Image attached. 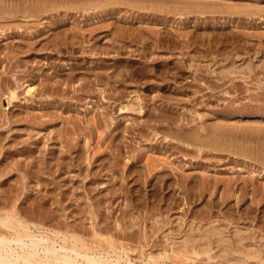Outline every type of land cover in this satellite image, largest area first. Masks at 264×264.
I'll list each match as a JSON object with an SVG mask.
<instances>
[{
	"label": "rangeland",
	"instance_id": "374dc122",
	"mask_svg": "<svg viewBox=\"0 0 264 264\" xmlns=\"http://www.w3.org/2000/svg\"><path fill=\"white\" fill-rule=\"evenodd\" d=\"M188 1L191 2L190 0H188ZM194 1L196 3H200L199 4L200 6L197 4L196 5L193 4L194 7L191 8L192 10L190 9L187 13H182L180 15L179 14H174V15L168 14V15H166L163 13L162 14L161 13H152L149 11L145 12V10L143 12L140 11V14H139V12L137 10H135L136 11L135 12L134 9H131L129 7H127L128 10H126L125 7L122 6L123 7L122 10L120 7H117L118 8L117 11H116L117 8L116 9L114 8L113 12H115V13L112 12V10H113L112 9L110 12H108V13L106 12L107 14L104 13L103 17H100L102 15L100 12H98V10H96L97 11L96 13L91 11L88 14H87V12H85V14H80L82 12L77 13L76 11H74L75 13L74 12H72V13L67 12L68 14L71 13L72 16L76 18L77 21L72 16H70L71 14H69V18L71 17V19H73L75 22L71 19L69 20L68 15H66L67 17L64 16L63 15L64 13L67 14L64 11L62 13L60 12L62 14L63 18L61 17V14L58 12L57 13L56 12H47V13L46 12H40V13H37L36 19L33 17V22L31 20V18H30L31 22H28L29 21L28 19L23 18L24 23L26 20H28L25 23V25L26 24L28 25L27 26L28 28L24 27V25H23L24 23H22V21L18 18V17H20L19 15L18 16L15 15L14 17H11V16L6 17L7 18L6 20L9 19V22L7 21L9 24L12 23L13 25H15L17 27H13V25L11 24L13 27L12 28L9 24H6L5 19L0 20L2 25L5 22L4 26L2 28L0 27V44H2V45H0L1 46L0 52L2 50H4L6 52V54L4 51H3V54H2V52L0 53L1 54L0 55V58H1V60H0V195L3 196L5 191H6V193L9 191L8 195L5 193L4 194L5 197H2V196L0 197V204H1L0 207L4 205L3 204L4 202L6 204H8V205H5L6 208H4L5 206L0 208V209L3 208L1 211V214L4 213L3 212L4 209H6L5 212L10 211V209H11V211H13L12 210V207H13L15 210L14 212L19 216L21 215L22 218L27 216L25 214V212H29L28 215H30V216H27L26 218L31 217L33 215V218H30V219L31 220L34 219L33 220L34 222H32V221H30V219H26V218L21 220V222L23 221L25 223V221H26V224L28 223L27 224L28 226H32L33 223L37 224V225H39L41 223V227H43V228L48 227V226H46V223H48L49 228H46V229L47 230L49 229L48 230L49 232L56 231L59 233V231H60L65 236V238H66L65 243L67 245L71 246L73 241H75V245L78 246V248L83 249V250H86V249L89 250V248L94 247L92 243L95 242L96 244L95 243L94 244L97 247V243H98V245H99V243H100V245L103 244V243H101V241H102V242H104L103 246H100V245L98 246L102 249H109L108 246H110V243H112L110 246V249L112 248V245H113V248L116 247V249H118L117 247H119V251L126 252V253H128L130 251L131 253L130 254L128 253L129 255H135L136 254V256L139 254V252L141 250L140 248L143 249L144 247L145 248L151 247V245H152V247H154L155 249L156 248L158 249V248H160V246L162 247L165 244V242H164L165 240H163V239H165L164 236H163V238H161L162 235H164V234H161V236L158 235L157 237L152 238V240L150 239L149 236H147V238L150 241L146 238V236L143 235V230L145 229V227L150 226L152 228V224H151L152 220L154 218H156L155 216H159L157 214V212H159V214H161L160 216L162 219H160L159 217H157V218H159L161 221H163V219L165 218L163 222L168 221L166 223H168V224L172 223V224H170V226L172 225L173 228H175V230H177L176 227H177L178 223L179 224L181 223V225L184 228V227H186V225L189 226V222L190 223L193 222L194 223V224L192 223L193 225H196V224L198 225V222L201 221V222H199V225H200L204 220L209 218L208 220L205 221L207 223L203 222L202 225H207L208 221H210V219H212L214 223L211 220L209 223L210 225L220 226V224H221L222 226H220V227H224V228H226V227L228 228L229 226H231V227H229L228 230H230V229L233 230L234 229L233 227L236 228V226L238 224V227H240V228L237 227L238 229H240V230L244 229L245 231L248 232V234L246 232H243V233H245V235L250 236V234L252 233L250 238L254 237V240H255V238H257V237H259V238L262 236L264 237V228H263L264 227V164L254 161L258 158H261L259 156V155H261L260 153H259V155H257L258 154L257 152L259 151V149H257V148L260 147L261 145H264V133H263L264 132V130H263L264 129V112H263L264 111L263 110L264 109V107H263L264 106V102H263L264 101V81H263L264 80V72H263L264 71V65H263V62H264L263 61L264 60V0H204V2H203V0H201L202 2H200V0H197V1L194 0ZM194 1L192 0V2H194ZM207 2H208V4H207ZM201 6H204V7H201ZM208 6H210V7H208ZM218 8H221V9L218 10ZM234 8H235V10H234ZM119 11H120V13H119ZM125 11H127V12H125ZM202 11H203V14H202ZM219 11H220V13H219ZM116 12H117V14H116ZM123 12H124V14H122ZM133 12H134V18H132ZM207 12H208V15H207ZM43 13L44 14L46 13V14L44 15ZM49 13H54V14L56 13V14L55 15H51V14L49 15ZM92 13H94L96 16H98V19H95L97 17L95 15H93ZM111 13H112V15H111ZM126 13H127V16H126ZM58 14H60L59 15L60 17L58 16ZM73 14H75V15H73ZM89 14L92 15V17ZM128 14H130L132 16L130 17V15L128 16ZM141 14H142V17H141ZM41 15L45 16V17H43V18H45V20H43V18L40 17ZM164 15H165V17H164ZM54 16H57L59 21L56 20L57 17L55 18ZM84 16L86 17V19ZM137 16L141 19L139 20V18ZM37 17L42 18V19H39ZM64 17H65V20H63ZM105 17H108L109 20H108V18H105ZM116 17H118L119 19L118 18L116 19ZM124 17L125 18L127 17L128 20H130V21L128 22L127 19L125 20ZM12 18H14L15 22L16 21L18 22V23L16 22L17 24H20L19 26L21 28L18 27V25L15 24V22H13L14 20H12ZM20 18L22 19V17H20ZM92 18H94L93 21H91ZM112 18H114L113 20H116V22L114 21L115 25L113 23H110V22H113ZM121 18H123V19H121ZM79 19H80V21H79ZM88 19L89 20L91 19V20L89 21ZM102 19H105L106 22L104 21V23H102L105 26L103 25L101 28L100 26L102 25L101 24ZM206 19H208V20H206ZM2 20H3V22H2ZM19 20H20V23H19ZM40 20H42L43 22ZM54 20H56L58 23L55 24L56 21H54ZM94 20H95V22H94ZM123 20H124V22H123ZM10 21H11V23H10ZM37 21L38 22L40 21L41 24H39L40 22L38 23ZM64 21H65V23H64ZM68 21H70V22L73 21V22L70 23ZM84 21H86L85 22L86 24L84 23ZM96 21H98L101 25L99 23H97ZM46 22H47V24H46ZM48 22L49 23L53 22L54 25H53V23L49 25ZM226 22H228V23L226 24ZM233 22H235V23H233ZM31 23L33 25H31ZM69 23H70V25H69ZM92 23L93 24L96 23V25L95 24L93 25ZM71 24H73L75 26L74 30H73L74 26ZM88 24H89V26L91 24L94 27L93 29H95L94 31L91 32L94 36V39L92 38L93 36L91 35L90 30H89V29L93 30L91 28L92 26H90V28H88L89 27ZM121 24L122 25L124 24L123 27H120L121 31L124 30L123 32H121L124 34V37L119 36V38H118V37H116L117 36L116 34L118 32L120 33L119 26ZM8 25L10 26V28ZM22 25H23V27H22ZM45 25L48 26L49 28L47 27V29H46ZM51 25H53L52 28H54V29L59 28V31H61V32H63V30L65 31L64 26L67 25L65 27L68 28L69 33H73V31L75 32V29H76L75 33L81 34V32H82V34H83V32H85L84 33L85 35H86V33L87 34L90 33L91 36L86 35L87 40L81 39L80 37L74 38L75 42H77V43L79 42L78 43L79 45H78L73 41V37L71 38V36H70L68 38L66 35H64L65 32L61 33L58 36H55V35H57V33H54L52 31L54 29H52L50 27ZM79 25H81V27H79ZM113 25H114V27H112ZM130 25H132V26H130ZM142 25H143V27H142ZM154 25H156V26H154ZM55 26H57V27H55ZM58 26H62L63 27L62 30ZM71 26H73V27H71ZM95 26H97V28ZM70 27H71V29H70ZM124 28H126V30ZM133 28H135V29H133ZM49 29H52V30L50 31ZM86 29H88V30L86 31ZM99 29H101V31ZM103 29H105V31L106 30L107 31L105 32ZM108 29L110 30V32H108L109 31ZM146 29H147V31H146ZM150 29H153L154 31H151ZM13 30H15L16 32ZM48 30L52 34L53 33L55 34V35H53V38H52V34H50ZM79 30H80V32H79ZM115 30L117 31V33L115 32ZM130 30H131V33H130ZM134 30L135 31L138 30L137 32L140 34L139 37L142 40L136 39V38H138V36H137L138 33L134 32ZM40 31L45 33V35L47 34V36L49 34V36L51 37L50 38L48 36L49 42L47 43V48L50 49L51 51L48 52V49H47V51H46V49H45V51L43 49H41L40 50L41 52L38 51V53H37V51H33V52L29 51V53H26L25 55L22 53L23 56L19 55L16 59L13 57L11 58L12 55L9 54L10 53V52H8L9 50L5 49L7 47V45H8V47H10L15 43L16 44L15 46L18 47L19 46L18 43L22 42L19 44L21 45V48H23L28 42H30V43L36 42V40L39 36H41L40 38L44 42L41 41L40 39H38L39 42H38V40H37V42L38 43L42 42L43 44H46L45 40H48V39L46 37L44 38V34ZM125 31L129 35H127ZM160 31H163V32H160ZM247 31H249V32H247ZM18 32H20V33L23 32L24 34L23 33L18 34ZM94 32L96 33V35H94ZM132 32L134 33L135 36H133ZM38 33H40V34H38ZM103 33H104V35H102ZM119 33H118V35H120ZM136 33H137V35H136ZM172 33H174V34H172ZM12 34L14 36H12ZM15 34L17 35V37ZM123 34H121V35H123ZM5 35H10L11 37L6 36L8 38L7 39L5 37ZM105 35H107V36H105ZM113 35H115L116 42H115V39L113 38ZM210 35L212 37H210ZM224 35H226L225 38H224ZM20 36L23 38L25 37L24 38L25 41L21 40L23 38H21ZM29 36L30 37L34 36V38H31L32 40L30 39L31 41L30 40L28 41ZM42 36H43V38H42ZM60 36H61V38H60ZM103 36L106 37V40H108V41H106V40L104 41ZM142 36H143V38H142ZM168 36H169V38H168ZM64 37L66 40L64 39ZM158 37L161 38V41H162L161 43H159L157 41ZM218 37H220V38H218ZM78 38H79V40H78ZM89 38H92V39L89 40ZM95 38L98 41H96ZM112 38L114 39V41ZM120 38H123V40H121ZM167 38L170 40H167ZM13 39H15V41H13ZM58 39H59L58 43H60V44H59V46L58 45L56 46V44L54 45L53 41L54 40L57 41ZM119 39L121 40V43L123 45L120 43ZM7 40H8V43L10 45L7 43ZM18 40H21V41H18ZM33 40H35V41H33ZM64 40L66 41V43L63 42ZM82 40H83V43H82ZM94 40L101 47L106 46L107 42H108L107 44H109L110 42L111 43L112 42L117 43V41L119 40L118 41L119 43H117V44H120L123 47H125V48L122 47V49L120 50L121 52L119 51L122 54V56L120 53L117 54V53H114L113 51L110 53L111 55L107 54V55H105V57H104V55L103 56L102 55L96 56V54L94 55V53L93 54L90 53L89 52V46L93 42H94L93 44H95ZM109 40H110V42H109ZM166 40L170 43V45H169V43L167 44L168 49L166 47V43H167ZM11 41L14 43H12ZM23 41H24L25 45H24ZM88 41L91 43L89 44ZM122 41H124L126 43L128 42L127 44H129V46ZM5 42L7 43V45H4ZM16 42H18V43H16ZM85 42H86V45H85ZM140 42H142V43H140ZM154 43L156 44V46L158 43L157 48H155L156 46H154ZM82 44H84V45H82ZM103 44H105V45L103 46ZM142 44L144 45V47ZM3 45L6 47H4ZM2 46H3V48H2ZM39 46H38V48H41ZM126 46H128V48ZM147 46L149 48H147ZM58 47H59V49H58ZM159 47H160V49H159ZM67 48H70L69 51H67L68 50ZM75 48H76V50L74 52ZM77 48H78V50H77ZM175 48H177V49H175ZM54 49H55V51L52 52V50H54ZM153 49H154V51H153ZM70 50H71V53H69ZM80 50H82V53ZM132 50H134V51H132ZM61 51L64 52L65 54L63 53L64 55H62ZM85 51H87V52H85ZM212 51H214V52H212ZM56 52H59V53H56ZM114 54H117V57ZM36 55L38 57H36ZM118 57H119V60H118ZM124 58L126 60H128V63ZM191 58H192V60L194 58V60L193 61L190 60ZM252 58L255 61L252 60ZM11 60H12V62H11ZM16 60H18V61H16ZM117 60L121 62V63L119 62L121 64V70H119L120 64L118 63ZM232 60H233V65H236V63L234 61L237 62V67L241 66V64H244V66L245 65L247 66L249 64V62L247 64V61H250V65H251L252 69L254 68L253 66L256 67L258 65L259 67H256L257 69L254 68L255 70H253L254 72H252V74H251L252 76L250 74H249L250 75L249 76L248 73H246V74L245 73H241V74L240 73H233L232 71H235V69L233 70V68L230 67V65L233 66ZM129 61H131V64L129 63ZM260 61H263L262 64ZM114 62H116V63L113 64ZM56 63H57V66L59 68H57V67H55V68H57L58 71L61 68L60 76L63 75V78L66 77L65 76L66 73L67 74L73 73V66L74 65L82 66L83 68L85 66H87V67H85L86 71L92 70L91 71L92 73H93V69H91V68H94V66L99 67V65H103L100 67L103 68V70L105 72H102V69H101V71L98 70L99 71L98 74L99 73L103 74L105 77L101 81L106 79V74L108 75V72L110 71L109 73L113 74V80H111V83L113 81L112 85H114V83L117 81L116 85H119V87L118 86L116 87V85H115L114 88H110L112 85L111 86L107 85L106 84L107 82H105L107 80H105L103 82L100 81V83H99L96 81V79L93 80V77L95 78V76L92 74V76H91L92 80L89 79V81L91 80V83H88L90 85L92 84L91 85L92 88L89 86L92 89V90L89 89L90 90L89 93H91V94H89L87 91H86L87 94L82 93V92H73L74 91L73 87L72 88L70 87L71 89H69L67 86L64 85L63 89H65L67 87V89H69L68 90L69 92L65 91L64 95H62V96L60 94L59 96H61V97H58L57 95H54V94L50 93L49 91L45 92L42 95H39V93L37 92L38 90H40V89H38L39 84L42 83V81L44 82V78H45L44 75H41V73L48 75L50 72V74H51V72L52 71L54 72V70H52L51 68L49 69V67L51 66V64H52L51 67L56 66ZM126 63H127V65H126ZM112 64L114 65V68H113ZM17 65H20V66H17ZM109 65H110V67H112L113 70L111 68H109ZM122 65L123 66L125 65V66L122 67ZM261 65H263V66H261ZM105 66H107V67H105ZM127 66H128V68H127ZM244 66H241V67H244ZM71 67H72V69H71ZM115 67L117 69L116 71H115ZM229 67H230V69L232 68L231 69L232 71L227 70V68H229ZM85 68L83 69V71H76V74H79L78 72L86 73V72H84ZM107 68L109 70L108 72H107ZM122 68L125 70H123ZM223 68H225V70ZM39 69H41V70H39ZM126 69H128V70H126ZM138 69L141 71L143 70L142 71L143 74H142V72L137 71ZM118 70L121 72H118ZM135 70L138 72V74H136L137 72ZM38 71H40V72H38ZM47 71H49V72L46 73ZM122 71H123V74H122ZM130 71L135 76L133 75V77H132V74ZM229 71H231L230 74L226 73ZM95 72H97V70H95ZM161 72H163V73H161ZM63 73H65V75ZM120 73L123 76L120 77V79H119L118 76ZM144 73H145V75H144ZM147 73H148V75H147ZM233 74H235V75L233 76ZM236 74H240V75H236ZM114 75L116 76V78ZM125 75H127V76L129 75L128 78H126L127 76H125ZM137 75H138V77H137ZM159 75H160V77H159ZM193 75H195L194 78H193ZM41 76H43V77H41ZM245 76H246V78H243ZM238 77H240V78H238ZM39 78H41V79H39ZM63 78L58 77L55 79L56 80L57 79L62 80ZM147 78L151 79V80H148ZM168 78H169V80H168ZM35 79H37V80H35ZM38 79H39V81L40 80L41 81L39 82ZM123 79H126V80H123ZM165 79H167V80H165ZM32 80L36 83V84L34 83L35 87H37V84H38V88L35 89L37 91L33 93L34 95L33 94H27V91H28L27 87H29L32 84V82H33ZM87 80H85L83 82L85 83ZM30 81H32V82L30 83ZM83 82H78V83H75L74 85L76 86V88H80V86ZM27 83L29 85H27ZM102 83H104V84H102ZM119 83H121V84H119ZM50 84H52V83H50ZM124 84L127 86H125ZM187 84H189V86ZM218 84H220V85H218ZM212 85H214V86L212 87ZM13 86H15V87H13ZM215 86H217V87H215ZM121 88H123V89H121ZM176 88H177V90H176ZM67 89H65V90H67ZM166 89H167V91H166ZM14 90H15V92H17L16 93L17 96H15L16 99L15 98L10 99V97H11L10 92H12ZM8 91H10V92L8 93ZM258 91H261V92L258 93ZM117 92H119V93L121 92V94L123 95V96H121V98L120 97L118 98V101L116 98V96H119V95H116ZM163 92L166 95L163 94ZM178 92H180V93L178 94ZM197 92H200L202 95L200 93L196 94ZM109 93H111L113 95H110ZM114 93L116 96L114 95ZM119 93H117V94H119ZM159 94H161L162 98L164 95L163 100H162V98L160 99ZM172 94L174 96L178 95L177 97H180L179 99L182 101V104L180 103L181 101L180 102L178 101V99H176L177 102L174 99L173 102H175L176 104L173 102L172 103L170 102L172 105L167 106V104H168L167 100H169L170 98H171V101L173 100ZM182 94H183V96H179ZM109 95L112 97H110ZM137 95L144 98V99L142 98L144 100L143 103H145L147 101V99H150L147 101L148 104L147 103H145L146 105L144 104L145 108L142 109L143 110L142 112H139L136 109V107H131L132 103L136 102V100L138 98ZM167 95H168L167 98H169V96H171V97L169 99H167L165 97ZM256 95H257V97H256ZM146 96H147V98L145 99ZM154 96H155V98H154ZM203 96H205V97H203ZM212 96H214V97H212ZM250 96H251V98H250ZM177 97H175V98H177ZM182 97H184L183 100H185V98H189V99H187V101L186 100L183 101L181 99ZM151 98L157 99L156 102H154L155 100L153 99V102L151 103L150 102V101H152ZM190 98H192V101L190 100ZM164 99H167V100H164ZM259 99H261V100H259ZM188 100H190L189 104L186 105V103H188ZM193 100L194 101L197 100V101H195V103L192 104L194 102ZM11 101H12V103H11ZM201 101L202 102L205 101L206 103H209V106H208V104L205 105L206 103L205 102L202 103ZM91 102L93 105H94V103L96 105L93 106L91 104ZM178 102L181 104L180 107H178V105H180ZM183 102H184V104H183ZM197 102L199 104H197ZM235 102H237V103H235ZM255 102H257V103H255ZM261 102H263V103H261ZM200 103H201V106H200ZM213 103H214V106L218 105L219 107H221L223 105L221 108L216 106L217 111H221L222 108L226 107V109L224 108L226 110V113L224 112L225 110L223 109L224 111L222 113H219L217 111L214 112L217 115L219 114L218 117H216L217 115L214 113L212 116L211 112H213L215 110L214 109L213 111L210 112V114H207V113H209L208 112L209 110H212L214 108V107L212 108ZM254 103H255V105H254ZM162 104H164V105L162 106ZM173 104L177 107H174ZM182 105H183V107H182ZM184 105H185V107L186 106L187 107L185 108ZM237 105H239V106H237ZM169 106H170V108H171V106H173L172 109H170V111H169V109H167V107H169ZM189 106L191 107L192 111H193V109L196 110L197 115L200 116V117L198 116L199 118L196 116L195 111H193V112H195V114L193 112H191V113L188 112L190 110ZM192 106H193V109H192ZM196 106L198 109H195ZM206 106H208L207 107L208 109L206 108ZM247 106H249V107H247ZM199 107H200V110H199ZM227 107L229 109L230 108L232 109V107H233V109L230 111V110H228ZM234 107H235L236 111H235ZM250 107H251V109H253L255 107L253 109L254 112H258V110L261 111V113H263V116L260 118L256 117V116H252V117H254V118H252L249 115L252 112V111H250L251 110ZM134 108L136 110H134ZM175 108H176V110H175ZM177 108L178 109L183 108V111H182V109L179 111ZM204 108H205V110H204ZM128 109H131V110H128ZM206 109H207V111H206ZM238 109L240 110V114H239ZM243 109L244 110L247 109V111L250 113H247V111H244ZM149 110H151V112ZM242 110L244 112H242ZM145 111H146V113H147V111H149V112L145 115ZM185 111H186V113H184ZM199 111L202 112V114H204V116ZM232 111H234V112L238 111L237 112L238 114L234 113ZM43 112H46V113L50 112L51 117L50 116H43L42 115ZM150 113H151V115H153V117L151 115H148ZM180 113H181V115H180ZM182 113H183V115H182ZM229 113H231V115ZM20 114H21V116L23 115L24 118L26 117L25 120H27V124H25V120H22L23 118H21ZM17 115L20 116V119H19V116L17 117ZM28 115H30L31 117L33 116V117L30 119V116H28ZM60 115H61V117H60ZM154 115H155V117H154ZM209 115L211 117H216L218 119L211 118ZM214 115H216V116H214ZM224 115H226V116L224 117ZM35 116L37 118H41V119H37ZM56 116L58 118H61V119H58ZM91 116H92V118H91ZM148 116H150L151 118ZM181 116H183V117L186 116L187 120L184 117L185 118V121H184V118H182ZM202 116L205 117V119L203 120L205 122V124L201 123L202 121L200 122L201 118H203ZM232 116H234V117H232ZM69 117H70V119H69ZM180 117H181V119H180ZM195 117H197V118H195ZM219 117L221 119L222 118L223 119L221 120ZM230 117L233 120L237 119V121L239 119L238 122H240V123H238L236 120L233 121ZM88 118H89V120H91L93 118H94V120H99V121H96V122H99V124L95 125V124H97L95 122L94 123L95 128H94V126H92L93 124L86 122V121H89ZM188 118H190V119L194 118V119L190 120ZM224 118L226 120L227 119L228 120L226 121ZM241 118H243V119L241 120ZM246 118L248 121L245 120ZM64 119H66V122ZM67 119L69 120V122H67L68 121ZM81 119H82V121H81ZM147 119H149V120H147ZM153 119H154V121H153ZM209 119H211V120H209ZM253 119H255V121ZM16 120L20 123H18ZM33 120L36 121V124L33 125L35 127H32V124H34L33 122H32V124L30 123ZM38 120L46 121L45 122L46 126L43 125V128H42V126L39 127L37 125V123L39 122ZM49 120L50 121L52 120L54 124L52 122H50ZM61 120H64V121L62 122ZM188 120H189V122L191 121L190 123H192V125L188 122ZM250 120H251V122H250ZM14 121L17 124H15V123L12 124ZM28 121H30L29 123L31 126L29 125ZM83 121H85V122H83ZM214 121L217 123L220 121L222 124L223 123L224 124L226 123L229 125L231 124L232 126L234 124L235 129H229L228 128L229 131H227V128H226L225 132H223L224 138H225V136H227V134H228L227 137H229V139H230V136L233 137L235 135V138L233 137V139L236 141L235 142L232 141V142L236 144V148L239 149V151H241V154H239L240 152L235 148V144H234V147L230 148V150L232 151V149L234 148L233 151L236 149L239 153L234 152L235 153L234 156L232 154L230 155L229 152H223V154H222V152H219V151L217 152L215 150L213 151L207 147H203V148H206L203 150V149H201L200 145H199L200 146L199 147L196 144L199 148L194 146L195 145L194 143H191V146L188 143V144H186L187 148L185 147L184 141H185V139H187L185 132L189 131L187 129L191 128L190 130H192L193 129L192 127H195L193 125H196V127L198 126V129L202 130L200 128L202 126H199V125L204 124L205 126L206 125L209 126L208 124L215 123ZM252 121H254V122H252ZM185 122L187 124H185ZM207 122H210V123H207ZM50 123H51V125H49ZM73 124H78L79 128L81 129V132L83 133V136L81 135L77 141V143L80 144V146H78V144L76 145L78 147V148H76V150L77 149H79V150H77L78 152L76 150H74V151H76L74 153L71 151H67V150H69V148H63V146L65 147V145H66V143L64 145H63V143L66 141L63 142V141H60L61 139H59V138H61V136H59V135H62L66 131L67 128H72ZM183 124H185L184 127H183ZM188 124H189V126L191 125V127H189ZM240 124L241 125L245 124V125H243L244 126L243 127ZM116 125L118 127L115 128ZM36 126H38V127H36ZM54 126H56V127H54ZM89 126H90V128H88ZM50 127H52V128H50ZM186 127H188V128H186ZM196 127L194 129H197ZM57 128H58V130H60L59 133H58ZM61 128H62V131H61ZM146 128H148V129H146ZM153 128L156 131V133L158 131V134H157L158 136L156 135L155 131L153 132V130H152ZM178 128H180V129H178ZM181 128H184V129H181ZM114 129H117V131L116 130H115L116 132L113 131ZM120 129H122L121 134H120ZM162 129L165 131H172V132H170L171 134L174 132L172 135L173 139L171 140V137L170 138L164 137V136H166V134H164L165 131L164 132L161 131ZM239 129H240V132L238 131ZM258 129H260V130H258ZM95 130H96V132H95ZM148 130H150V131L148 132ZM197 130H195V131L192 130L193 133L190 132L191 135H189L190 133L189 134L187 133L188 136L189 137L191 136L194 138V136H195L194 134L197 135V133L200 132V130H198V132H197ZM234 130L236 133L234 132ZM253 130L258 132V135L257 134L255 135L253 133ZM112 131L114 132L113 134H112ZM159 131L161 132V134L159 133ZM175 131L178 133H180V131L182 133V131H183L184 134L180 133L178 135L179 136L185 135L186 138H185V136H181V138H183V139L180 138V140L179 139L177 140V138H179V136H177V133L175 134ZM242 131L244 132V134H242ZM246 131H247V133H246ZM248 131H249V133H248ZM118 132H119V137H121L120 139H118L119 137H117ZM146 132H148L151 135H149ZM201 132H200V136H199L200 139L203 137V133H201ZM237 132H239V135ZM98 133L99 134L101 133V136L103 135V137L101 139V144H100V147L102 149L100 148L99 154L96 155L94 160H92L91 159L93 157L92 153L95 151L94 148H96V142H97L96 137H97ZM230 133H231V135H230ZM171 134H169L167 136H170ZM204 134H205V132H204ZM250 134H251V137H250ZM111 135L114 138L111 139V137H110ZM148 135L151 138L155 137L153 135H156V137L152 138L153 140H150L151 138ZM174 135H176L177 137ZM237 135H238L239 139L242 138L244 141L242 142L241 139H240V141H238L239 139L237 138ZM242 135H244V136H242ZM252 135H253V138L254 137L256 138V140H257V138H258V140L259 139H261V140H259V142H256V140L254 141L252 138ZM54 136H55V138L53 139ZM58 136H59V138H58ZM115 136L117 137L118 140H120L119 144H118L119 141L116 139ZM261 136H262V138H261ZM108 137H110V138L108 139ZM199 137H197V138H199ZM48 138H49V140H48ZM190 138L188 140H191V141L196 140L195 142L198 141L197 138H195V140L190 139ZM55 139H56V141H57L56 143H58V145L56 143L54 144ZM225 139H228V138H225ZM111 140H113V141L117 140L118 142L116 141L117 144H115V143L109 144V142ZM246 140H248V141H246ZM169 142H173L175 144L173 145L172 143H169ZM250 142H251V144H250ZM258 143L259 144L262 143V144L259 145ZM113 144L115 146H113ZM170 144H172V145H170ZM237 144H239V145H237ZM253 144H254V146H253ZM167 145H170V146H167ZM251 145H252V147H250ZM256 145L257 146L259 145V146L255 148ZM171 146H173V147H171ZM183 146H184V148H182ZM26 147L28 148V150L29 149H31V150L35 149L36 153L32 154L33 151L31 152V150H29L31 153L29 151H24V149L27 150ZM79 147H81V148H79ZM112 147H114V148H112ZM161 147L163 149L165 148L164 151H163V149H161ZM179 147H181L182 149ZM188 147H190V148H188ZM253 147H254V150H253ZM54 148H56L55 150L57 151V154L59 153V156H61L62 153H63V157L65 155L66 162L69 161L71 164H73L72 166L68 163L65 165H68V166L70 165L71 169L73 168V166H75L76 170L74 168L73 169L74 171L73 170L71 171V169L69 170L70 167H68V166H66L67 168L65 169V165L60 164V167H61L60 169H63V167L65 169L63 171H60V169L58 168V166L56 164V162H58V161H56L55 159L58 155L53 152V151H55ZM154 148H156V149H154ZM158 148H159V150L161 149L162 151L161 150L160 151L163 153H161V152L159 153ZM167 148H168V150H167ZM191 148L193 151L191 150ZM20 149H21V151H20ZM60 149H62L64 152L61 151ZM81 149H83V152H84L82 155H81V152H82ZM200 149L203 150V154L200 153L201 151L199 152ZM220 149L224 150L223 147H220ZM242 149H244V150H242ZM87 150H89V151L87 152ZM156 150H158V151H156ZM165 150H166V152H165ZM184 150L185 151L188 150L187 151L188 154H187V152L185 153ZM206 150H207V152H206ZM248 150H250V151H248ZM7 151H8V153H7ZM60 151L62 153H60ZM79 151H80V153H79ZM90 151H92V153ZM246 151L248 153L250 152L249 155L253 154L252 157H254V155H255V157L257 155L258 157H256V158L254 157L255 159L252 158L253 161H251L252 160L250 158L251 156H249L248 159H246L247 153L245 155H242V152L244 153ZM66 152L67 153L69 152V156L72 154H75V153H76L75 155H77L78 153L81 156L84 155V157H82L84 160V163H83V160H82L83 164L80 163V164H82L81 165L82 167L80 166V168L82 170L79 168V165H77L78 162L81 161V160L80 161L77 160L78 157L80 159V156L79 155H77V156L72 155L73 157L72 156L69 157L72 159V160H70L66 157V155L68 156V154ZM85 152H86V159H84L85 158ZM189 152H191V153L189 154ZM105 153H107V155ZM109 154H111L110 156H112V157H109L108 156ZM146 154H148V155H146ZM163 154H165V155H163ZM227 154H228V156H227ZM54 156H56V157L54 158ZM89 156H91V158ZM113 156H115V158L116 157L119 158L118 159L119 161L117 160V158L115 160V158ZM141 156L142 157L145 156V158L147 156H150L153 159H159V158L164 157L163 159H165V160H167V158H168L167 165L169 162L170 166L168 165L169 167L168 166L166 167V164H165L163 167V165H160L161 167H158L156 169V170H160V171L158 172L155 170L156 173L154 172L153 174H151V176L153 178H151L150 175L148 178V176H147L148 173L146 172V169H147L146 166L144 168L145 171L142 170L144 167L143 162H145V160H144L145 158H142ZM50 157H52V159L53 158L54 159L52 160ZM201 157H203V158H201ZM213 157H215V158H213ZM226 157H228V158H226ZM96 158H98V159H96ZM101 158H102V160H105V158H106V162H109V164L107 163L108 165H112V163H114L115 161H116V163H114V165L115 164L117 165V162H119V164L117 166L115 165V169H114V166H112L113 168L110 166V168H112V169H108L109 167H107L106 163L104 161H102ZM110 158H111V160H110L111 162L109 161ZM139 158H141V159H139ZM199 158H201V159H199ZM73 159H74V161H73ZM136 159H137V161H136ZM138 159L141 161L143 160V162H139ZM90 160L94 161L93 167H95V169L93 167H92L93 169L91 168L90 164L92 163V161H90ZM95 160H96V163H95ZM98 160H101L104 164H102V162H99ZM71 161H73V162H71ZM75 161H77L76 165H74ZM97 161L99 162V164H102L100 166L101 170H98L99 164L97 163ZM85 162H87V163H85ZM141 163H142L143 167L140 166ZM85 164L88 166V169L90 171H93L92 172L93 176L91 175V172H90L91 178H89L90 177V175H88L89 170L87 169V166ZM171 164H173V165H171ZM244 164H245V166H244ZM252 164H253V166H252ZM62 165H64V166L62 167ZM97 165H98V167H96ZM104 165H106V166H104ZM136 165H138V167H136ZM144 165H145V163H144ZM102 167H104L106 170L108 169L109 171L113 170V169L114 170L110 171L111 173H109V172H107L108 170L104 171V168H102ZM134 167H135V169H134ZM138 168L139 169L142 168L141 174H143V176L141 174H138V172L136 173L134 171ZM169 168H171V169L168 170ZM172 168H173V170L175 168L176 174H175V171L172 170ZM86 170H87V172H86ZM94 170H96V173H95L96 175L99 174V177H98V175L95 177V179H98V180H95V179L93 180V178H92V177H94ZM129 170L132 171V172L130 171L131 174L133 172H135L134 176H132L133 174L132 175L130 174ZM70 171H71V173H70ZM77 171L78 172L81 171L82 175H79L78 173H76ZM114 171L116 172V174L114 173ZM137 171H139V170H137ZM178 171H179V173H178ZM85 172H86V174H85ZM122 172H124V173H122ZM128 172L130 175L128 174ZM165 172L167 175H170L169 173H172L170 175L171 177L168 176V177H170V178H168V180L166 178L167 176L165 175ZM126 173H127V175H126ZM177 173H178V176H177ZM155 175L156 176L157 175H159V176L163 175L162 178H165V181H164V179L162 180V178L159 179L160 177L159 176L156 177ZM164 175L166 177H164ZM180 175H182V176H180ZM25 176H26V178H25ZM125 176H128V178ZM146 176H147V178H146ZM154 176H155V178H154ZM82 177L83 178L88 177L93 182H91L87 178L84 179V181H83ZM172 177H173V179H172ZM80 178H81V180H80ZM175 179L176 180L179 179L178 181H181V183H179L178 181H175ZM239 179H241V180H239ZM38 180H40L41 182ZM160 180H162V181L160 182ZM166 180L169 182H166ZM46 181H47V183L49 182L52 184L48 183V185H47ZM88 181H90L89 183L91 185L88 183ZM133 181H134V183H133ZM37 182H40V183H37ZM43 182H44V184H43ZM175 182H178V183H175ZM159 183H161V185ZM187 183H188V185L186 186ZM41 184H43V186ZM173 184H175V185H173ZM177 184H179V185H177ZM200 184H202V186ZM58 185L60 187H58ZM200 186L201 187L204 186V187L201 188ZM229 186H230V192H229ZM226 187H227V189H226ZM240 187H242V189ZM155 188L158 190H156ZM2 189L4 192L2 191ZM201 189H203V190H201ZM243 190H245V191H243ZM200 191H201V193H200ZM239 191H240V193H239ZM127 192L129 194H127ZM221 192L223 193L224 196L222 195ZM228 192H229V194H228ZM241 192L245 195H243ZM188 193H190V194H188ZM172 194H174V195H172ZM132 195H133V197H132ZM210 195L212 198L210 197ZM240 196H242V197H240ZM41 197H42V199H44V202H41V201H43V200H41ZM184 197H185V199H184ZM1 198H4V199L1 200ZM5 198H7V200ZM9 198H10V202H6L9 200ZM178 198H180V199H178ZM13 199H14V201H13ZM15 199H17V200H15ZM194 199L196 200L195 202H194ZM225 199H226V201H225ZM1 201H3V202H1ZM15 201H17V202H15ZM11 202L14 203V205L12 203L13 206L9 205V203H11ZM53 203H54V205H53ZM168 203H170V204H168ZM237 203H238V205H237ZM33 205H35V207H38V208H35L36 210H34ZM221 205H223V206H221ZM8 206L11 208H8ZM18 207H20V208H18ZM182 207H183V209H182ZM7 208L9 210H7ZM22 208H23V210L25 209V211H23L24 213L22 212L20 214V212L22 211ZM27 209L30 211H28ZM178 209H179V211H178ZM186 209H187V211H186ZM16 210H18V211H16ZM217 210H218V212H217ZM34 211H37L39 214L37 212L34 214ZM220 211L221 212L223 211V212L221 213ZM42 212H43V215L40 214ZM226 212H228V213H226ZM44 213H47V216H49L50 218L48 217V219H47V216L45 218ZM23 214H25V215H23ZM56 214H58V215H56ZM153 214H154V217H153ZM222 214H224V215H222ZM234 214H236V215L234 216ZM53 215H54V217L51 218ZM162 215H163V217H162ZM166 215H167V217H166ZM40 216H41V219L39 218ZM43 217H44V220H42ZM149 218H150V220L151 219L152 220L150 221ZM166 218H168V219H166ZM170 218H171V220L174 218L173 221H171ZM38 219L40 220V222L35 223V221L36 222L39 221ZM45 219H46V221H45ZM193 220L196 222H194ZM214 220L217 221L219 223V225ZM42 221L43 222L45 221L44 222L45 224ZM169 221H171V222H169ZM177 221H178V223H177ZM52 222H53V224H52ZM42 223H43V225H42ZM127 223H129L130 225ZM211 223H213L214 225ZM225 223H227V224H225ZM50 224H51V226H55L56 228L51 227ZM223 224H225V225L223 226ZM68 225L69 226L71 225V226L69 227ZM107 226H109V227H107ZM118 226H119V228H118ZM131 226H134V228ZM174 226H176V227H174ZM50 227H51V230H50ZM127 227L128 228L131 227L130 230H128ZM141 227H143V229ZM148 227H147L146 231H147V235H150V231H149L150 227H149V229H148ZM58 228H60V230ZM61 228H63V229H61ZM69 228L74 229L75 231L71 230ZM97 228L100 232L97 231ZM126 228H127V231H125ZM67 229H69V230H67ZM131 230H132V232H131ZM244 230H242V231H244ZM148 231H149V233H148ZM127 232H129V233H127ZM97 233H100L99 235H101L103 237H109V235H112L111 236L112 238L109 237V239H107V241H106V238L104 239L103 237L99 236ZM102 233H103V235H102ZM259 233H262L263 235L259 234ZM72 234H75L76 236L74 237ZM80 234H81V236H79ZM96 234H97V236H96ZM84 235L86 237H84ZM141 235L144 236L143 239H142L143 236H141ZM91 236L95 237V239L92 238ZM98 236H99V239L96 238ZM132 236H133V238H132ZM68 237L69 238L72 237L73 240H72V238L70 240ZM74 238H76V239L74 240ZM78 238H79V241L81 240L82 243L78 241ZM114 238H116L115 239L116 242H114L112 240ZM90 239L91 240L94 239V241L92 242V241H90ZM96 239L99 240L100 242L99 241L96 242ZM144 239L147 241H144ZM66 240H68V241H66ZM76 240L78 241V243L76 242ZM82 240H84V242ZM85 240H86V242H85ZM142 240H143L144 244L142 243ZM71 241H72V243H71ZM148 241H149V243H147ZM69 242H70V244H69ZM87 242L89 244L91 243V245L89 246V244ZM118 242H121V243H118ZM139 242H141V243H139ZM116 243L120 244V246H118V244H116ZM122 243L123 244L129 243V244L127 246H124L125 244L123 245ZM104 245L105 246L108 245V246L105 247ZM132 245H134V246H132ZM140 245H142L143 247H141ZM82 246L86 249H84ZM121 246H122V248L124 247L123 250H122ZM103 247H105V248H103ZM131 247H135V248L137 247L138 249L136 248L134 250ZM133 251L135 252V254H133ZM198 262H200V261H198ZM201 263H203V262H201ZM201 263H199V264H201Z\"/></svg>",
	"mask_w": 264,
	"mask_h": 264
},
{
	"label": "bare ground",
	"instance_id": "6f19581e",
	"mask_svg": "<svg viewBox=\"0 0 264 264\" xmlns=\"http://www.w3.org/2000/svg\"><path fill=\"white\" fill-rule=\"evenodd\" d=\"M191 2H189L188 0H0V20L1 19H7L6 17L7 16H11V17H14L15 15H19L20 17H22V19L20 18V17H18L21 21H22V23H24L23 22V18L24 19H28V20H24L25 21V23L28 21V22H31V20H32V22H33V17L36 19V15H37V13H40V12H58V13H62L63 11L64 12H74V11H76L77 13L78 12H82V13H80V14H85V12H87V14L88 13H90L91 11L92 12H94V13H96L97 11L96 10H98V12H100L101 13V15L102 16H100V17H103V14L105 13V14H107L108 12H110L112 9V12L114 11V8L116 9L117 7H120L121 8V10L123 9V7L122 6H124L125 7V9L126 10H128L127 9V7H129V8H131V9H134V11L135 10H137L138 12H139V14H140V11H144L145 10V12L146 11H149V12H152V13H163V14H166V15H168V14H182V13H187L192 7H194V5H199L200 3H196L194 0V2H192V0H190ZM197 1V0H196ZM200 2H202L201 0H200ZM203 2H204V0H203ZM215 2V1H214ZM222 2V1H221ZM229 2V1H228ZM224 3V2H223ZM230 3V2H229ZM194 4V5H193ZM207 4H208V2H207ZM210 4V3H209ZM213 4V3H212ZM206 5V4H205ZM200 6V5H199ZM223 6V5H222ZM225 6V5H224ZM196 7V6H195ZM201 7H204V6H201ZM208 7H210V6H208ZM230 7V6H229ZM249 7V6H248ZM231 8V7H230ZM202 9V8H201ZM219 9H221V8H218V10ZM249 9V8H248ZM247 9V10H248ZM94 10V11H93ZM118 10V8L116 9V11ZM120 10V11H121ZM192 10V9H191ZM195 10V9H194ZM205 10V9H204ZM234 10H235V8H234ZM238 10V9H237ZM250 10V9H249ZM252 10V9H251ZM120 11H119V13H120ZM199 11V10H198ZM255 11V10H254ZM107 12V13H106ZM125 12H127V11H125ZM131 12V11H130ZM136 12V11H135ZM141 12V13H142ZM201 12V11H200ZM210 12V11H209ZM45 13V14H46ZM55 13V14H56ZM60 13V14H61ZM71 13H69V14H71ZM75 13V12H74ZM76 13V14H77ZM94 13H92L93 15H95ZM113 13H115V12H113ZM148 13V12H147ZM215 13V12H214ZM219 13H220V11H219ZM224 13V12H223ZM250 13V12H249ZM44 14V13H43ZM44 14V15H45ZM55 15L54 13H49V15ZM60 14H58V16L60 15ZM69 14L67 13V14H63L64 16H66V15H68V19L70 20L71 19V17L69 18ZM116 14H117V12H116ZM122 14H124V12L122 13ZM132 14V13H131ZM202 14H203V11H202ZM73 15H75V14H73ZM90 15V14H89ZM99 15V14H98ZM111 15H112V13H111ZM130 14H128V16H129ZM136 15V14H135ZM138 15V14H137ZM205 15V14H204ZM203 15V16H204ZM207 15H208V12H207ZM246 15V14H245ZM39 16V15H38ZM70 16H72V14L70 15ZM86 16V15H85ZM84 16V17H85ZM91 17H92V15H90ZM96 16V15H95ZM114 16V15H113ZM117 16V15H116ZM119 16V15H118ZM125 16V15H124ZM126 16H127V13H126ZM132 15H130V17H131ZM139 16V15H138ZM137 16V17H138ZM147 16V15H146ZM155 16V15H154ZM40 17H45V16H43V15H41ZM55 18L57 17V16H54ZM60 17V16H59ZM61 17H62V14H61ZM67 17V16H66ZM73 17V16H72ZM90 17V18H91ZM97 18H95V19H98V16H96ZM99 17V18H100ZM110 17V16H109ZM112 17V16H111ZM115 17V16H114ZM120 17V16H119ZM122 17V16H121ZM141 17H142V14H141ZM164 17H165V15H164ZM167 17V16H166ZM197 17V16H196ZM214 17V16H213ZM17 18V19H18ZM30 18H31V20H30ZM37 18H39V17H37ZM42 18H39V19H42ZM63 18V17H62ZM75 20H76V18L75 17H73ZM78 18V17H77ZM94 18H92V20L91 21H93V19ZM105 18H108V17H105ZM118 17H116V19H117ZM125 18V17H124ZM132 18H134V12H133V17ZM139 18V17H138ZM34 19V20H35ZM38 19V20H39ZM49 19V18H48ZM67 19V20H68ZM85 19H86V17H85ZM114 18H112V20H113ZM119 19V18H118ZM121 19H123V18H121ZM120 19V20H121ZM127 19V21L129 22L130 20H128V18L126 17L125 18V20ZM141 18H139V20H140ZM150 19V18H149ZM4 20V21H5ZM12 20H14V18H12ZM11 20V21H12ZM20 20H19V23H20ZM43 20H45V18H43ZM51 20V19H50ZM49 20V21H50ZM56 20H58L59 21V19H58V17L56 18ZM56 20H54V21H56ZM63 20H65V17H64V19ZM66 20V21H67ZM71 20H73V19H71ZM89 20V19H88ZM89 20V21H90ZM108 20H109V18H108ZM111 20V19H110ZM133 20V19H132ZM136 20V19H135ZM146 20V19H145ZM148 20V19H147ZM167 20V19H166ZM206 20H208V19H206ZM210 20V19H209ZM228 20V19H227ZM226 20V21H227ZM9 22V19L8 20H6V24H9L8 22ZM11 21H10V23H11ZM40 21H42V20H40ZM39 21V22H40ZM53 21V20H52ZM74 21V20H73ZM72 21V22H73ZM77 21V20H76ZM79 21H80V19H79ZM104 21H105V19H102V22H101V24L102 23H104ZM114 21L116 22V20H113V22H110V23H113L114 24ZM150 21V20H149ZM204 21V20H203ZM2 22H3V20H2ZM13 22H15V20L13 21ZM17 22V21H16ZM15 22V24H17ZM35 22V21H34ZM38 22V21H37ZM38 22V23H39ZM43 22V21H42ZM68 22H70V21H68ZM72 22H70V23H72ZM75 22V21H74ZM86 21H84V23H85ZM94 22H95V20H94ZM97 23H99L98 21H96ZM106 22V21H105ZM109 22V21H108ZM118 22V21H117ZM123 22H124V20H123ZM134 22V21H133ZM139 22V21H138ZM205 22V21H204ZM21 23V24H22ZM25 23L23 24L24 25V27H26V28H28L27 26V24L25 25ZM49 23V22H48ZM53 22H50L49 23V25L50 24H52ZM56 23H58L57 21L55 22V24ZM62 23V22H61ZM64 23H65V21H64ZM70 23H69V25H70ZM83 23V24H84ZM126 23V22H125ZM214 23V22H213ZM228 22H226V24H227ZM233 23H235V22H233ZM4 24H5V22H4ZM4 24L2 25L1 24V21H0V27L2 28L3 26H4ZM12 24V23H11ZM11 24H9L11 27H12V25ZM39 24H41V22L39 23ZM46 24H47V22H46ZM63 24V23H62ZM86 24V23H85ZM93 24V23H92ZM95 25H96V23H94ZM93 24V25H94ZM100 24V23H99ZM98 24V25H99ZM100 24V25H101ZM106 24V23H105ZM117 24V23H116ZM120 24V23H119ZM127 24V23H126ZM8 25V26H9ZM18 25V27H20L19 25L20 24H17ZM23 25H22V27H23ZM31 25H33L32 23H31ZM53 25H54V23H53ZM53 25H51L50 27L52 28L53 27ZM58 25V24H57ZM60 25V24H59ZM71 25H73V24H71ZM104 24H102L100 27L102 28V26H103ZM111 25V24H110ZM115 25V24H114ZM114 25L112 26V27H114ZM122 25V24H121ZM119 26V30H120V27H123V25L122 26ZM129 25V24H128ZM137 25V24H136ZM148 25V24H147ZM10 26H9V28H10ZM38 26V25H37ZM46 26V25H45ZM65 26H67V25H65ZM64 26V29H65V31L63 30V32H65L64 33V35H66L68 38L71 36V38L73 37V41L75 40L74 38H77V37H80L81 39H86L87 40V36L86 35H90V33L92 32V31H94L95 29H93L94 27L90 24V26H92L91 28L93 29V30H91V29H89L90 30V33L89 34H87L86 33V35L84 34L85 32H83V34H82V32H81V34H78V33H75L76 32V29H75V32L73 31V33H69L68 32V28L67 27H65ZM74 26V25H73ZM73 26H71V27H73ZM85 26V25H84ZM88 26H89V24H88ZM87 26V27H88ZM90 26L88 27V28H90ZM105 26V25H104ZM118 26V25H117ZM116 26V27H117ZM130 26H132V25H130ZM138 26V25H137ZM154 26H156V25H154ZM212 26V25H211ZM210 26V27H211ZM227 26V25H226ZM13 27H17V26H15V25H13ZM12 27V28H13ZM47 27L48 26H46V29H47ZM55 27H57V26H55ZM58 27H60L61 28V30H62V26H58ZM71 27H70V29H71ZM79 27H81V25H79ZM96 28H97V26H95ZM99 27V28H100ZM111 27V26H110ZM115 27V28H116ZM128 27V26H127ZM140 27V26H139ZM142 27H143V25H142ZM8 28V27H7ZM21 28V27H20ZM49 28V27H48ZM74 28H75V26L73 27V30H74ZM78 28V27H77ZM86 28V27H85ZM109 28V27H108ZM114 28V29H115ZM118 28V27H117ZM131 28V27H130ZM129 28V29H130ZM136 28V27H135ZM135 28H133V29H135ZM45 29V30H46ZM52 29H54V28H52ZM52 29H49L50 31L52 30ZM69 29V30H70ZM81 29V28H80ZM112 29V28H111ZM125 30H126V28H124ZM48 30V31H49ZM55 30V31H54ZM54 30H52L54 33H57V35H55L54 33L52 34L50 31H49V33L50 34H52V38H53V35H55V36H58V35H60L61 33H63V32H61V31H59V28H56V29H54ZM88 29H86V31H87ZM97 30V29H96ZM100 31H101V29H99ZM104 31H105V29H103ZM102 30V31H103ZM109 30V29H108ZM113 30V29H112ZM117 30V29H116ZM115 30V32L117 33V31ZM132 30V29H131ZM131 30H130V33H131ZM139 30V29H138ZM137 30V31H138ZM141 30V29H140ZM151 31H154L153 29H150ZM180 30V29H179ZM212 30V29H211ZM216 30V29H215ZM244 30V29H243ZM247 30V29H246ZM13 31H15V30H13ZM107 31V30H106ZM105 31V32H106ZM124 31V30H123ZM123 31H121L120 30V35H118V33L116 34L117 36L116 37H118L119 38V36L121 37V36H123L124 37V34L123 33H121V32H123ZM133 31V30H132ZM137 31H135L134 30V32H137ZM146 31H147V29H146ZM16 32V31H15ZM40 32H42V31H40ZM71 32V31H70ZM79 32H80V30H79ZM108 32H110V30L108 31ZM126 32V31H125ZM160 32H163V31H160ZM170 32V31H169ZM212 32V31H211ZM247 32H249V31H247ZM246 32V33H247ZM23 33V32H22ZM22 33H20V32H18V34H22ZM43 33V32H42ZM59 33V34H58ZM100 33V32H99ZM102 33V32H101ZM133 33V32H132ZM138 33V32H137ZM137 33H136V35H137ZM213 33V32H212ZM218 33V32H217ZM11 34V33H10ZM17 34V33H16ZM15 34V35H16ZM24 34V33H23ZM38 34H40V33H38ZM44 34V38L46 37L48 40H45V42H46V44H43L42 42H40V43H38L39 42V40L38 39H40L41 40V36H37L38 38H37V40H38V42H37V40H36V42H33V41H35V40H33L32 42L33 43H30V42H28L31 38H34V36L33 37H26L27 39H28V43L25 45V43H24V38L23 37H21V38H23V39H21V40H24L23 41V43H24V47L23 48H21V45L19 44V43H22V42H16V43H18V47H16L15 45V43L14 42H12V43H14L13 45L16 47H14L13 45L12 46H10V47H8V45H7V43H8V40H7V43L5 42V44L4 45H7V47L6 46H4V47H6L5 49H8L9 51L8 52H10L9 54H11L12 56H11V58L13 57V58H17L19 55H22L23 56V54L25 55L26 53H29V51H37V53H38V51L39 52H41L40 50L41 49H43L44 51H45V49H46V51H47V43L49 42V38H48V36H49V34H48V36H47V34L45 35V33H43ZM74 34V35H73ZM98 34V33H97ZM112 34V33H111ZM110 34V35H111ZM121 34H123V35H121ZM126 34L127 35H129L127 32H126ZM142 34V33H141ZM165 34V33H164ZM172 34H174V33H172ZM215 34V33H214ZM42 35V34H41ZM91 35L93 36V34L91 33ZM90 35V36H91ZM94 35H96V33L94 32ZM102 35H104V33L102 34ZM108 35V34H107ZM107 35H105V36H107ZM139 33H138V38H136V39H141L140 37H139ZM217 35V34H216ZM221 35V34H220ZM11 37L10 35H5V37ZM12 36H14L13 34H12ZM19 36V35H18ZM101 36V35H100ZM126 36V35H125ZM133 36H135L134 35V33H133ZM144 36V35H143ZM143 36H142V38H143ZM161 36V35H160ZM164 36V35H163ZM167 36V35H166ZM174 36V35H173ZM225 36L226 35H224V38H225ZM6 37V38H7ZM16 37H17V35H16ZM50 37V36H49ZM66 37V38H67ZM96 37V36H95ZM104 37V36H103ZM110 37V36H109ZM128 37V36H127ZM210 37H212L211 35H210ZM222 37V36H221ZM228 37V36H227ZM233 37V36H232ZM237 37V36H236ZM239 37V36H238ZM42 38H43V36H42ZM51 38V37H50ZM56 38V37H55ZM60 38H61V36H60ZM93 39H94V36L92 37ZM92 38H89V40L90 39H92ZM97 38V37H96ZM96 38H95V40H96ZM111 38V37H110ZM113 38L115 39V35H113ZM112 38V39H113ZM126 38V37H125ZM132 38V37H131ZM135 38V37H134ZM168 38H169V36H168ZM167 38V40H170V39H168ZM218 38H220V37H218ZM223 38V37H222ZM235 38V37H234ZM5 39V38H4ZM8 39V38H7ZM64 39H65V37H64ZM104 39V41L106 40V37H104L103 38ZM114 39H113V41H114ZM121 40H123V38H120ZM119 39V40H120ZM130 39V38H129ZM135 39V40H136ZM197 39V38H196ZM216 39V38H215ZM21 40H18V41H21ZM32 40V39H31ZM30 40V41H31ZM62 40V39H61ZM66 40V39H65ZM63 41V42H65L66 43V41ZM78 40H79V38H78ZM94 40V41H95ZM111 40V39H110ZM110 40H109V42H110ZM118 40V41H119ZM121 40H120V43H121ZM126 40V39H125ZM124 40V41H125ZM142 40V39H141ZM166 40V41H167ZM13 41H15V39H13ZM41 41H43V40H41ZM53 41V40H52ZM58 41H59V39L57 40V41H53V43H54V45L56 44V46L58 45L59 46V44L60 43H58ZM72 41V40H71ZM70 41V42H71ZM81 41V40H80ZM93 41V40H92ZM96 41H98V40H96ZM95 41V44H91L90 46H89V52L90 53H94V55L96 54V56L97 55H104V57H105V55H107V54H110L112 51L114 52V53H120L121 51V49H122V45H120V44H117V43H119L118 41H117V43H114V42H110L109 44H107L106 43V46H104L105 44H103V46L104 47H101L100 45H98L97 44V42ZM103 41V40H102ZM106 41H108V40H106ZM124 41H122V42H124ZM130 41V40H129ZM159 43H161L162 41H161V38H159L158 37V40H157ZM195 41V40H194ZM44 42V41H43ZM62 42V41H61ZM69 42V43H70ZM75 42V41H74ZM89 42V41H88ZM115 42H116V39H115ZM196 42V41H195ZM11 43V44H12ZM76 44H78L77 42H75ZM74 43V44H75ZM82 43H83V40H82ZM91 42H89V44H90ZM125 44H127L126 42H124ZM138 43V42H137ZM140 43H142V42H140ZM169 42L167 41V43H166V47H167V44H168ZM214 43V42H213ZM219 43V42H218ZM9 44V43H8ZM42 46H41V45ZM73 44V45H74ZM0 45H2V44H0ZM10 45V44H9ZM40 45V46H39ZM50 45V44H49ZM48 45V46H49ZM52 45V44H51ZM79 45V44H78ZM82 45H84V44H82ZM85 45H86V42H85ZM108 45V46H107ZM128 46H129V44H127ZM143 45V44H142ZM169 45H170V43H169ZM3 46H2V48H3ZM38 46L39 47H41V48H38ZM75 46V45H74ZM73 46V47H74ZM98 46V47H97ZM128 46H126L127 48H128ZM154 46H156V44L154 43ZM157 46H158V43H157ZM157 46L155 47V48H157ZM163 46V45H162ZM186 46V45H185ZM191 46V45H190ZM212 46V45H211ZM1 47V46H0ZM54 47V46H53ZM52 47V48H53ZM70 47V46H69ZM143 47H144V45H143ZM51 48V47H50ZM123 48H125V47H123ZM147 48H149L148 46H147ZM163 48V47H162ZM172 48V47H171ZM188 48V47H187ZM1 49V48H0ZM58 49H59V47H58ZM68 50L67 51H69V49L70 48H67ZM83 49V48H82ZM159 49H160V47H159ZM167 49H168V47H167ZM175 49H177V48H175ZM180 49V48H179ZM209 49V48H208ZM42 50V51H43ZM61 50V49H60ZM59 50V51H60ZM75 50H76V48L74 49V52H75ZM77 50H78V48H77ZM87 50V49H86ZM181 50V49H180ZM179 50V51H180ZM220 50V49H219ZM3 51L4 50H2L1 52H2V54H3ZM7 51V50H6ZM43 51V52H44ZM49 51H51L50 49H48V52ZM53 51H55V49L54 50H52V52ZM57 51V50H56ZM81 51V53H82V50H80ZM84 51V50H83ZM120 51V52H119ZM132 51H134V50H132ZM153 51H154V49H153ZM0 52V53H1ZM5 52V51H4ZM62 52V51H61ZM60 52V53H61ZM66 52V51H65ZM73 52V53H74ZM77 52V51H76ZM85 52H87V51H85ZM88 52V53H89ZM182 52V51H181ZM209 52V51H208ZM212 52H214V51H212ZM23 53V54H22ZM56 53H59V52H56ZM64 52H62V55H64L63 54ZM67 53V52H66ZM69 53H71V50H70V52ZM68 53V54H69ZM72 53V54H73ZM123 53V52H122ZM132 53V52H131ZM5 54H6V52H5ZM43 54V53H42ZM84 54V53H83ZM117 54H114L116 57H117ZM121 54V53H120ZM148 54V53H147ZM236 54V53H235ZM1 55V54H0ZM35 55V54H34ZM38 55V54H37ZM36 55V57H38ZM111 55V54H110ZM113 55V54H112ZM149 55V54H148ZM182 55V54H181ZM8 56V55H7ZM121 56H122V54H121ZM130 56V55H129ZM235 56V55H234ZM238 56V55H237ZM41 57V56H40ZM70 57V56H69ZM100 57V56H99ZM115 57V58H116ZM232 57V56H231ZM245 57V56H244ZM7 58V57H6ZM53 58V57H52ZM102 58V57H101ZM123 58V57H122ZM248 58V57H247ZM5 59V58H4ZM9 59V58H8ZM14 59V60H15ZM121 59V58H120ZM125 59V58H124ZM123 59V60H124ZM238 59V58H237ZM0 60H1V58H0ZM27 60V59H26ZM116 60V59H115ZM118 60H119V57H118ZM117 60V61H118ZM126 60V59H125ZM190 60H192V58L190 59ZM193 60H194V58H193ZM192 60V61H193ZM234 60V59H233ZM233 60H232V65H233ZM249 60V59H248ZM252 60H254L253 58H252ZM258 60V59H257ZM7 61V60H6ZM16 61H18V60H16ZM127 61V63H128V60H126ZM133 61V60H132ZM255 61V60H254ZM259 61V60H258ZM264 61V60H263ZM263 61H260L261 62V64H262V62ZM2 62V61H1ZM4 62V61H3ZM11 62H12V60H11ZM120 61H118V63H119ZM235 63H236V65H233V66H231L230 65V67H232L233 68V70L235 69V71H232L231 69H230V67L229 68H227V70H231L233 73H248V75L250 74H252V72H254L253 70H255L254 68H256V67H259L257 64V66L255 67V66H253L254 68L252 69V67H251V65H250V61H247V64H248V62H249V64L246 66H244V64H241V66H244V67H241V66H238L237 67V62L236 61H234ZM259 62V63H260ZM8 63V62H7ZM116 62H114L113 64H115ZM121 63V62H120ZM119 63V64H120ZM127 63H126V65H127ZM129 63L131 64V61H129ZM222 63V62H221ZM239 63V62H238ZM255 63V62H254ZM53 64V63H52ZM52 64H51V66H52ZM75 64V63H74ZM77 64V63H76ZM80 64V63H79ZM78 64V65H79ZM82 64V63H81ZM98 64V63H97ZM112 64V65H113ZM129 64V65H130ZM230 64V63H229ZM228 64V65H229ZM240 64V63H239ZM252 64V63H251ZM85 65V64H84ZM95 65V64H94ZM99 65V64H98ZM255 65V64H254ZM260 65V64H259ZM263 65H264V62H263ZM263 65H261V66H263ZM17 66H20V65H17ZM49 67V69L51 68L52 70H54V72L52 73L51 72V74H50V72L49 71H47L46 73H48L49 72V74L47 75V74H43V73H41V75H44V82L42 81V83H40L39 84V88H38V84H37V87H35V82L33 81H30V83L32 82V84L29 86V87H27L28 88V91H27V94H33L34 92H36L37 90H35V89H40V90H38L37 92L39 93V95H42V94H44L45 92H50V93H52V94H54V95H57L58 97H61L62 95H64V93H65V91L66 92H69L68 90L69 89H71L72 87L74 88V91L73 92H82V93H86L87 94V92L89 93L90 92V90L89 89H91L92 87H91V85L90 84H88V83H91V76H92V74L95 76V78L93 77V80L94 79H96V81L97 82H99L100 83V81L103 79V78H105L104 77V75L103 74H98V72L99 71H101V69H102V72H105L104 70H103V68H101L100 66H103V65H99V67H95L94 66V68H91V69H93V73L91 72L92 70H88V71H86V68L85 67H87V66H85L84 68H85V70H84V72H86V73H81V72H78L79 74H76V71H83V67L82 66H76V65H74L73 66V73H66V75H65V73H63L66 77L65 78H63V75H61L60 76V70H61V68H60V70L58 71L57 70V68H59L58 66H57V63H56V66H54V67ZM108 66V65H107ZM107 66H105V67H107ZM119 66V65H118ZM125 66V65H124ZM123 65H122V67H124ZM132 66V65H131ZM236 66V67H235ZM260 66V67H261ZM55 67H57V68H55ZM65 67V66H64ZM93 67V66H92ZM109 68H111L112 69V67H110V65H109ZM113 68H114V65H113ZM119 68V67H118ZM127 68H128V66H127ZM12 69V68H11ZM71 69H72V67H71ZM123 69V68H122ZM171 69V68H170ZM224 70H225V68H223ZM257 69V68H256ZM39 70H41V69H39ZM95 70H97V72H95ZM99 70V71H98ZM113 70V69H112ZM117 69H116V67H115V71H116ZM119 70H121V64H120V69ZM118 70V72H121V71H119ZM123 70H125V69H123ZM126 70H128V69H126ZM132 70V69H131ZM214 70V69H213ZM46 71V70H45ZM51 71V70H50ZM109 70H108V68H107V72H108ZM134 71V70H133ZM136 71V70H135ZM137 71H140V72H142L141 70H137ZM136 71V72H137ZM231 71H229V72H226V73H229L230 74V72ZM38 72H40V71H38ZM101 72V73H102ZM110 72V71H109ZM108 72V75L106 74V79L105 80H107V81H105V80H103V81H105V82H107L106 84L107 85H112L113 84V81H112V83H111V80H113V74H110ZM114 72V71H113ZM117 72V73H118ZM131 72V71H130ZM135 72V73H136ZM220 72V71H219ZM264 72V71H263ZM45 73V72H44ZM126 73V72H125ZM161 73H163V72H161ZM260 73V72H259ZM84 74V75H83ZM86 74V75H85ZM122 74H123V71H122ZM121 73L119 74V76H118V78L120 79V77H122L123 75H122ZM128 74V73H127ZM131 74H132V72H131ZM136 74H138V72L136 73ZM140 74V73H139ZM142 74H143V72H142ZM165 74V73H164ZM214 74V73H213ZM220 74V73H219ZM240 74H236V75H240ZM133 75L134 74H132V77H133ZM144 75H145V73H144ZM147 75H148V73H147ZM161 75V74H160ZM160 75H159V77H160ZM168 75V74H167ZM178 75V74H177ZM196 75V74H195ZM195 75H193V78H194V76ZM224 75V74H223ZM227 75V74H226ZM225 75V76H226ZM235 74H233V76H234ZM249 75V76H250ZM115 76V75H114ZM125 76H127V75H125ZM129 76V75H128ZM128 76L126 77V78H128ZM131 76V75H130ZM135 76V75H134ZM181 76V75H180ZM221 76V75H220ZM252 76V75H251ZM41 77H43V76H41ZM58 77H61V78H63L62 80H56L55 78H58ZM137 77H138V75H137ZM148 77V76H147ZM152 77V76H151ZM156 77V76H155ZM215 77V76H214ZM224 77V76H223ZM33 78V77H32ZM35 78V77H34ZM38 78V77H37ZM115 78H116V76H115ZM125 78V77H124ZM135 78V77H134ZM171 78V77H170ZM176 78V77H175ZM238 78H240V77H238ZM243 78H246V76L245 77H243ZM255 78V77H254ZM39 79H41V78H39ZM39 79H38V81H39ZM55 79V80H54ZM88 79V80H87ZM89 79H91L90 81H89ZM137 79V78H136ZM148 79V78H147ZM197 79V78H196ZM209 79V78H208ZM224 79V78H223ZM222 79V80H223ZM235 79V78H234ZM31 80V79H30ZM35 80H37V79H35ZM85 80H87L85 83L83 82V81H85ZM116 80V79H115ZM118 80V79H117ZM123 80H126V79H123ZM148 80H151V79H148ZM165 80H167V79H165ZM168 80H169V78H168ZM174 80V79H173ZM18 81V80H17ZM37 81V82H38ZM41 81V80H40ZM39 81V82H40ZM103 81H101V82H103ZM119 81V80H118ZM121 81V80H120ZM133 81V80H132ZM161 81V80H160ZM206 81V80H205ZM264 81V80H263ZM78 82H83L82 84H81V86H80V88H76V86L74 85L75 83H78ZM117 82V81H116ZM116 82L114 83V85H112L110 88H114L115 87V85H116ZM122 82V81H121ZM134 82V81H133ZM137 82V81H136ZM154 82V81H153ZM167 82V81H166ZM179 82V81H178ZM198 82V81H197ZM212 82V81H211ZM262 82V81H261ZM29 83V82H28ZM27 83V85H29ZM35 83V84H34ZM50 83H52V84H50ZM124 83V82H123ZM182 83V82H181ZM199 83V82H198ZM14 84V83H13ZM98 84V83H97ZM102 84H104V83H102ZM118 84V83H117ZM119 84H121V83H119ZM128 84V83H127ZM159 84V83H158ZM179 84V83H178ZM222 84V83H221ZM236 84V83H235ZM258 84V83H257ZM67 86L69 89H67V87L65 88V89H67V90H65V89H63V86ZM74 85V86H73ZM125 85V84H124ZM133 85V84H132ZM167 85V84H166ZM188 86H189V84H187ZM186 85V86H187ZM198 85V84H197ZM215 85V84H214ZM214 85H212V87L214 86ZM218 85H220V84H218ZM229 85V84H228ZM91 88H90V87ZM105 86V85H104ZM119 87V85H116V87ZM125 86H127V85H125ZM134 86V85H133ZM138 86V85H137ZM193 86V85H192ZM209 86V85H208ZM13 87H15V86H13ZM41 87V88H40ZM71 87V88H70ZM163 87V86H162ZM165 87V86H164ZM168 87V86H167ZM215 87H217V86H215ZM232 87V86H231ZM230 87V88H231ZM94 88V87H93ZM106 88V87H105ZM108 88V87H107ZM109 88V89H110ZM219 88V87H218ZM227 88V87H226ZM260 88V87H259ZM258 88V89H259ZM8 89V88H7ZM14 89V88H13ZM121 89H123V88H121ZM126 89V88H125ZM124 89V90H125ZM249 89V88H248ZM256 89V88H255ZM92 90V89H91ZM115 90V89H114ZM161 90V89H160ZM163 90V89H162ZM176 90H177V88H176ZM185 90V89H184ZM200 90V89H199ZM198 90V91H199ZM203 90V89H202ZM229 90V89H228ZM260 90V89H259ZM64 91V92H63ZM87 91V92H86ZM112 91V90H111ZM110 91V92H111ZM166 91H167V89H166ZM169 91V90H168ZM189 91V90H188ZM205 91V90H204ZM10 91H8V93H9ZM62 92V93H61ZM116 92V91H115ZM261 91H258V93H260ZM11 93V97H10V99H14L15 98V96H17L16 95V93L17 92H15V90L14 91H12V92H10ZM117 93H119V92H117ZM116 93V95H119V96H116L115 95V93H114V95L116 96V98H117V101H118V98L120 97L121 98V96H123L122 94H121V92L119 93V94H117ZM126 93V92H125ZM169 93V92H168ZM176 93V92H175ZM180 92H178V94H179ZM198 93H200V92H197L196 94H198ZM203 93V92H202ZM257 93V94H258ZM61 94V96H59ZM89 94H91V93H89ZM110 95H113V94H111V93H109ZM121 94V95H120ZM124 94V93H123ZM144 94V93H143ZM153 94V93H152ZM163 94H165L164 92H163ZM186 94V93H185ZM184 94V95H185ZM201 94V93H200ZM206 94V93H205ZM226 94V93H225ZM256 94V93H255ZM254 94V95H255ZM4 95V94H3ZM34 95V94H33ZM109 95V96H110ZM160 95V99L162 98L161 97V94H159ZM166 95V94H165ZM173 95V94H172ZM188 95V94H187ZM193 95V94H192ZM195 95V94H194ZM202 95V94H201ZM114 96V97H115ZM150 96V95H149ZM178 96V95H177ZM176 95L174 96L173 95V100L171 101V96H169V98H167L168 97V95L167 96H165L167 99H169V100H167V99H164V100H167L168 102V104H167V106L168 105H172L171 103L174 101V99H175V101H176V99H178V101L180 102L181 100L179 99L180 97H177ZM179 96H183V94L182 95H179ZM260 96V95H259ZM110 97H112V96H110ZM137 100H136V102H134V103H132V105H131V107H136V109L139 111V112H142L143 110V108H145L144 106L146 105L145 103H147L148 104V100H150V99H147V101L145 102V103H143L144 102V98L143 97H141V96H138L137 95ZM175 97H177V98H175ZM187 97V96H186ZM190 97V96H189ZM194 97V96H193ZM192 97V98H193ZM201 97V96H200ZM203 97H205V96H203ZM212 97H214V96H212ZM254 97V96H253ZM252 97V98H253ZM256 97H257V95H256ZM143 98V99H142ZM147 98V96L145 97V99ZM154 98H155V96H154ZM154 98H151L152 99V101H150L151 103L153 102V99ZM163 98H164V95H163ZM163 98H162V100H163ZM192 98H190V100L192 101ZM195 98V97H194ZM238 98V97H237ZM236 98V99H237ZM250 98H251V96H250ZM255 98V97H254ZM260 98V97H259ZM263 98V97H262ZM16 99V98H15ZM112 99V98H111ZM115 99V98H114ZM182 100L184 99V97H182L181 98ZM187 99H189V98H185V100L187 101ZM204 99V98H203ZM216 99V98H215ZM257 99V98H256ZM8 100V99H7ZM155 101L154 102H156V100L157 99H154ZM185 100H183V101H185ZM190 100H188V103H186V105L187 104H189V101ZM210 100V99H209ZM239 100V99H238ZM251 100V99H250ZM259 100H261V99H259ZM194 101V100H193ZM195 101H197V100H195ZM195 101L192 103V104H194L195 103ZM203 101V100H202ZM201 101V102H202ZM208 101V100H207ZM215 101V100H214ZM240 101V100H239ZM165 102V101H164ZM171 102V103H170ZM177 102V101H176ZM178 102V103H179ZM205 102V101H204ZM204 102H202V103H204ZM209 102V101H208ZM231 102V101H230ZM233 102V101H232ZM260 102V101H259ZM264 102V101H263ZM263 102H261V103H263ZM11 103H12V101H11ZM173 103H175V102H173ZM181 104H182V101L180 102ZM179 103V104H180ZM206 103V102H205ZM235 103H237V102H235ZM248 103V102H247ZM251 103V102H250ZM255 103H257V102H255ZM255 103H254V105H255ZM91 104H92V102H91ZM145 104V105H144ZM176 104V103H175ZM181 104L180 105H178V107H180L181 106ZM183 104H184V102H183ZM191 104V105H192ZM197 104H199L198 102H197ZM208 104V106H209V103H206L205 105H207ZM239 104V103H238ZM10 105V104H9ZM93 105V104H92ZM94 105H96L95 103H94ZM93 105V106H94ZM164 104H162V106H163ZM174 105V104H173ZM216 105V104H215ZM225 105V104H224ZM230 105V104H229ZM243 105V104H242ZM260 105V104H259ZM129 106V105H128ZM148 106V105H147ZM200 106H201V103H200ZM204 106V105H203ZM208 106H206V108L208 107ZM212 106V105H211ZM217 107H219L218 105H216ZM216 106H214V103H213V106H212V110H209L208 112L209 113H207V114H210V112L211 111H213L214 109V111L213 112H211L212 114V116H213V113L214 112H216L217 110H216ZM223 106V105H222ZM221 106V107H222ZM237 106H239V105H237ZM253 106V105H252ZM263 106V105H262ZM172 107L173 106H171V108H170V106L169 107H167V109H169V111H170V109H172ZM174 107H177V106H175L174 105ZM182 107H183V105H182ZM184 107H185V105H184ZM187 107V106H186ZM185 107V108H186ZM190 107V106H189ZM221 107H219V108H221ZM231 107V106H230ZM247 107H249V106H247ZM259 107V106H258ZM261 107V106H260ZM264 107V106H263ZM184 108V109H185ZM210 108V107H209ZM225 109H226V107H224ZM224 108H222L221 109V111H217V112H219V113H222L225 109ZM228 108V107H227ZM241 108V107H240ZM255 108V107H254ZM253 108V109H254ZM123 109V108H122ZM135 108H134V110H136ZM178 109V108H177ZM182 109V111H183V108H181ZM180 108L178 109L179 111L181 110ZM189 109V108H188ZM187 109V110H188ZM192 109H193V106H192ZM195 109H198L197 108V106L195 107ZM208 109V108H207ZM207 109H206V111H207ZM224 109V110H223ZM232 109H233V107H232ZM231 108L229 109L228 108V110H232ZM234 109H235V107H234ZM250 109H251V107H250ZM253 109H251L250 111H252L251 113L250 112H248L247 111V109L246 110H244V111H247V113H250L249 115L252 117V116H256V117H262L263 116V113H261V111H259L258 109V112H254V110ZM40 110V109H39ZM43 110V109H42ZM127 110V109H126ZM128 110H131V109H128ZM133 110V111H134ZM175 110H176V108H175ZM174 110V111H175ZM186 110V111H187ZM199 110H200V107H199ZM202 110V109H201ZM204 110H205V108H204ZM219 110V109H218ZM239 110V109H238ZM242 110V112H244ZM249 110V109H248ZM264 110V109H263ZM50 111V110H49ZM92 111V110H91ZM150 112H151V110H149ZM149 111H147V113L149 112ZM186 111L184 112V113H186ZM193 111H195L196 112V110H194L193 109ZM192 110H191V107H190V110L188 111V112H193ZM235 111H236V109H235ZM32 112V111H31ZM40 112V111H39ZM195 112H193L194 114H195ZM200 112V111H199ZM225 113H226V110L224 111ZM232 112H234V111H232ZM238 112V111H237ZM237 112H234V113H237ZM264 112V111H263ZM25 113V112H24ZM62 113V112H61ZM146 113V111H145V115L147 114ZM201 114H202V112H200ZM206 113V112H205ZM224 113V114H225ZM233 113V114H234ZM246 113V112H245ZM22 114V113H21ZM21 114H20V116H21ZM29 114V113H28ZM31 114V113H30ZM165 114V113H164ZM214 114H216V113H214ZM230 115H231V113H229ZM238 114V113H237ZM239 114H240V110H239ZM244 114V113H243ZM43 116H50L51 115V113L50 112H43V114H42ZM56 115V114H55ZM63 115V114H62ZM92 115V114H91ZM148 115H151V113L150 114H148ZM180 115H181V113H180ZM182 115H183V113H182ZM187 115V114H186ZM203 116H204V114H202ZM217 115V114H216ZM216 115H214V116H216ZM219 115V114H218ZM218 115L216 116V117H218ZM222 115V114H221ZM227 115V114H226ZM226 115H224V117L226 116ZM248 115V116H249ZM19 115H17V117H18ZM20 116H19V119H20ZM27 116V115H26ZM28 116H30V115H28ZM37 116V115H36ZM35 116V117H36ZM41 116V115H40ZM59 116V115H58ZM152 117H153V115H151ZM169 116V115H168ZM171 116V115H170ZM190 116V115H189ZM188 116V117H189ZM196 116L198 117L199 115H197V112H196ZM202 116V117H203ZM210 116V115H209ZM242 116V115H241ZM33 117V116H32ZM31 116H30V119L32 118ZM51 117V116H50ZM57 117V116H56ZM60 117H61V115H60ZM63 117V116H62ZM90 117V116H89ZM94 117V116H93ZM148 117H150V116H148ZM147 117V118H148ZM154 117H155V115H154ZM182 118H186V120H187V117L186 116H181ZM181 117H180V119H181ZM197 117H195V118H197ZM200 117V116H199ZM198 117V118H199ZM208 117V116H207ZM211 117V116H210ZM216 117H211V118H216ZM232 117H234V116H232ZM243 117V116H242ZM255 117V118H256ZM21 118H23L22 120H25V118L23 117V115L21 116ZM37 118V117H36ZM48 118V117H47ZM55 118V117H54ZM58 118V117H57ZM56 118V119H57ZM66 118V117H65ZM91 118H92V116H91ZM151 118V117H150ZM185 118H184V121H185ZM220 118V117H219ZM231 118V117H230ZM252 118H254V117H252ZM37 119H41V118H37ZM55 119V120H56ZM58 119H61V118H58ZM63 119V118H62ZM69 119H70V117H69ZM188 119H190V118H188ZM192 119V118H191ZM190 119V120H191ZM194 119V118H193ZM192 119V120H193ZM205 119V117H203V118H201V120H200V122L201 123H204L205 124V122L203 121ZM208 119V118H207ZM216 119H218V118H216ZM221 119V118H220ZM223 119V118H222ZM221 119V120H222ZM225 119V118H224ZM232 119V118H231ZM235 119V118H234ZM243 118H241V120H242ZM21 120V121H22ZM29 120V119H28ZM65 120V122H66V119H64ZM64 120H61L62 122L64 121ZM68 120V119H67ZM88 120H89V118H88ZM147 120H149V119H147ZM196 120V119H195ZM209 120H211V119H209ZM226 120V119H225ZM224 120V121H225ZM228 120V119H227ZM226 120V121H227ZM230 120V119H229ZM233 120V119H232ZM236 121H237V119H235ZM235 120H233V121H235ZM245 120H247V118L245 119ZM254 121H255V119H253ZM260 120V119H259ZM10 121V120H9ZM17 121V120H16ZM39 122L37 123V125L39 126V127H41L42 126V128H43V125H45L46 126V121H41V120H38ZM50 121V120H49ZM48 121V122H49ZM60 121V122H61ZM79 121V120H78ZM81 121H82V119H81ZM96 121H99V120H94V118L93 119H91V120H89V121H86V122H89V123H91V124H93L92 126H94V123L96 122ZM153 121H154V119H153ZM158 121V120H157ZM206 121V120H205ZM218 121V120H217ZM223 121V122H224ZM225 121V122H226ZM231 121V120H230ZM232 121V122H233ZM238 121H239V119H238ZM237 121V122H238ZM248 121V120H247ZM254 121H252V122H254ZM261 121V120H260ZM18 122V121H17ZM30 121H28V123H29ZM32 122L34 123V124H32ZM50 122H52L53 123V121L51 120ZM67 122H69V120L67 121ZM83 122H85V121H83ZM150 122V121H149ZM152 122V121H151ZM169 122V121H168ZM188 122H189V120H188ZM191 122V121H190ZM189 122V123H190ZM215 122V121H214ZM250 122H251V120H250ZM15 123V121L12 123V124H14ZM18 123H20V122H18ZM31 124H32V127H35V126H33V125H35L36 124V121L35 120H33V121H31L30 122ZM30 123H29V125H30ZM78 123V122H77ZM97 124H95V125H98L99 124V122H96ZM172 123V122H171ZM194 123V122H193ZM207 123H210V122H207ZM212 123V122H211ZM228 123V122H227ZM238 123H240V122H238ZM243 123V122H242ZM15 124H17V123H15ZM25 124H27V120H25ZM48 124V123H47ZM54 124V123H53ZM58 124V123H57ZM162 124V123H161ZM185 124H187L186 122H185ZM185 124H183V127L185 126ZM191 125H192V123H190ZM198 124V123H197ZM199 125V126H202V127H200L202 130H200V129H198V126L196 127V125H193V126H195L198 130H200V132L201 133H203V137L200 139V132L199 133H197V135L196 134H194L195 136H194V138L193 137H189L188 136V134L190 133V132H192V130H197V129H194L195 127H192L193 129L192 130H190L191 128H189V129H187V130H189V131H186L185 133V135L187 136V139H185V141H184V144H185V147L187 146L186 144H188L189 143V145L191 146V143H194L195 145L194 146H196L197 148H199L200 146H201V149H206V148H203V147H207V148H209L210 150H215V151H219V152H222V154H223V152H229L230 153V155L232 154L233 156H234V152H238L239 151V149H237L236 148V144L235 143H233V142H235L236 140H234L233 139V137L235 138V135L232 137V136H230V139H229V137H227L228 136V134H227V136H225V138H228V139H225L224 138V133L223 132H225V130H226V128H227V131H229L228 130V128L229 129H235V127H234V124H233V126L230 124H222L220 121L217 123V122H215V123H212V124H208L209 126H205V125ZM237 124V123H236ZM250 124V123H249ZM253 124V123H252ZM49 125H51V123L49 124ZM86 125V124H85ZM118 125V124H117ZM115 126V128L116 127H118V126ZM153 125V124H152ZM157 125V124H156ZM164 125V124H163ZM191 125L189 126V124H188V126L189 127H191ZM211 125V126H210ZM241 125V124H240ZM243 125H245V124H243ZM243 125H241V126H243ZM248 125V124H247ZM254 125V124H253ZM31 126V125H30ZM38 126H36V127H38ZM44 126V127H45ZM91 126V127H92ZM102 126V125H101ZM120 126V125H119ZM158 126V125H157ZM232 126V127H231ZM256 126V125H255ZM263 126V125H262ZM31 127V128H32ZM54 127H56V126H54ZM68 127V126H67ZM81 127V126H80ZM107 127V126H106ZM159 127V126H158ZM161 127V126H160ZM234 127V128H233ZM239 127V126H238ZM244 127V126H243ZM248 127V126H247ZM50 128H52V127H50ZM88 128H90V126L88 127ZM94 128H95V126H94ZM98 128V127H97ZM114 128V127H113ZM112 128V129H113ZM186 128H188V127H186ZM246 128V127H245ZM254 128V127H253ZM256 128V127H255ZM258 128V127H257ZM66 129V128H65ZM87 129V128H86ZM146 129H148V128H146ZM156 129V128H155ZM160 129V128H159ZM168 129V128H167ZM178 129H180V128H178ZM181 129H184V128H181ZM57 130H58V128H57ZM97 130V129H96ZM96 130H95V132H96ZM117 131V129H114L113 131ZM121 130L122 129H120V134H121ZM153 130V132L155 131L154 130V128L152 129ZM198 130H197V132H198ZM245 130V129H244ZM247 130V129H246ZM258 130H260V129H258ZM264 130V129H263ZM50 131V130H49ZM59 131L60 130H58V133H59ZM61 131H62V128H61ZM112 131V134L114 133ZM115 131V132H116ZM147 131V130H146ZM150 130H148V132H149ZM161 131H165V130H161ZM174 131V130H173ZM177 131V130H176ZM175 131V134L177 133V136H179L178 134H180L181 133V131H180V133H178V132H176ZM179 131V130H178ZM232 131V130H231ZM239 132H240V129L238 130ZM37 132V131H36ZM55 132V131H54ZM57 132V131H56ZM148 132H146V133H148ZM152 132V131H151ZM150 132V133H151ZM152 132V133H153ZM170 132H172V131H165V133L164 134H166V136H164V137H171V140L173 139V137H172V135H173V133L171 134ZM204 132H205V134H204ZM234 132H235V130H234ZM239 132H237L238 133V135H239ZM262 132V131H261ZM82 132H81V129L79 128V126H78V124H73V126H72V128H67L66 129V131L62 134V135H59V136H61V138H59V136H58V138L59 139H61L60 141H66V142H64L63 143V145L66 143V145H65V147L63 146V148H69V150H67V151H71V152H76L77 150H79V149H77L76 150V148H78L76 145L78 144L77 143V141H78V139L80 138V136L82 135L83 136V133L81 134ZM144 133V132H143ZM155 133H156V131H155ZM159 133L161 134V132L159 131ZM182 133H183V131H182ZM181 133V134H182ZM188 133V134H187ZM193 133V132H192ZM196 133V132H195ZM233 133V132H232ZM236 133V132H235ZM246 133H247V131H246ZM248 133H249V131H248ZM252 133V132H251ZM253 133L256 135H258V132H256V131H254L253 130ZM264 133V132H263ZM61 134V133H60ZM94 134V133H93ZM103 134V133H102ZM149 134V133H148ZM158 134V131H157V133H156V135ZM159 134V135H160ZM163 134V133H162ZM163 134V135H164ZM169 134H171L170 136H167V135H169ZM184 134V133H183ZM199 134V135H198ZM242 134H244V132L242 131ZM253 134V135H254ZM149 135H151V134H149ZM148 135V136H149ZM156 135H153V136H155L156 137ZM185 135H181V136H185ZM189 135H191V133L189 134ZM230 135H231V133H230ZM238 135H237V138H238ZM253 135H252V138H253ZM96 136V135H95ZM121 136V135H120ZM147 136V135H146ZM158 136V135H157ZM174 136H176V135H174ZM176 136V137H177ZM181 136H179V138H177V140L179 139L180 140V138H181ZM186 136H185V138H186ZM193 136V135H192ZM199 137V138H197V137ZM242 136H244V135H242ZM247 136V135H246ZM260 136V135H259ZM44 137V136H43ZM102 137H103V135L101 136V133L99 134H97V142H96V148H94L95 149V151L92 153V151H90L91 153H92V158H91V156H89L92 160H94L95 159V157H96V155H98L99 154V151H100V144H101V139H102ZM111 137V139L112 138H114L112 135L110 136ZM110 137H108V139L110 138ZM116 137V136H115ZM117 137H119V132H118V136ZM117 137H116V139H117ZM150 137V136H149ZM155 137H152V138H155ZM163 137V136H162ZM163 137V138H164ZM190 139H194L195 140V138H197L198 139V141L197 142H195V141H191V140H188L189 138ZM250 137H251V134H250ZM258 137V136H257ZM55 138V136L53 137V139ZM95 138V139H96ZM121 137H119L118 139H120ZM151 138V137H150ZM150 139V140H153V139ZM175 138V137H174ZM232 138V139H231ZM244 138V137H243ZM255 138V137H254ZM253 138V140L255 141L256 140V138L254 139ZM261 138H262V136H261ZM42 139V138H41ZM107 139V140H108ZM117 139V140H118ZM165 139V138H164ZM176 139V138H175ZM181 139H183V138H181ZM239 139V138H238ZM241 140H242V142L244 141L242 138H240ZM240 139L238 140V141H240ZM249 139V138H248ZM251 139V138H250ZM48 140H49V138H48ZM51 140V139H50ZM116 140V141H117ZM259 140H261V139H259ZM259 140H258V138H257V140H256V142H259ZM35 141V140H34ZM53 141V140H52ZM112 141V142H111ZM110 142H109V144L110 143H115V144H117V142H118V144L120 143V140H118L117 142L114 140H111ZM182 141V140H181ZM233 141V142H232ZM246 141H248V140H246ZM2 142V141H1ZM14 142V141H13ZM46 142V141H45ZM57 141H56V139H55V142H54V144L56 143ZM180 142V141H179ZM187 142V143H186ZM25 143V142H24ZM23 143V144H24ZM62 143V142H61ZM80 143V142H79ZM106 143V142H105ZM169 143H172L173 145L175 144V143H173V142H169ZM168 143V144H169ZM233 143V144H232ZM237 143V142H236ZM239 143V142H238ZM27 144V143H26ZM57 145H58V143H56ZM172 144H170V145H172ZM178 144V143H177ZM176 144V145H177ZM183 144V143H182ZM183 144V145H184ZM199 146H197V145ZM234 144H235V148L238 150H234L233 151V149H232V151L230 150V148H232V147H234ZM245 144V143H244ZM250 144H251V142H250ZM259 144V143H258ZM262 144V143H261ZM261 144H259V145H261ZM46 145V144H45ZM108 145V144H107ZM170 145H167V146H170ZM181 145V144H180ZM179 145V146H180ZM188 145V146H189ZM237 145H239V144H237ZM249 145V144H248ZM258 145V146H259ZM6 146V145H5ZM13 146V145H12ZM78 146H80V144H78ZM113 146H115L114 144H113ZM178 146V145H177ZM182 146V145H181ZM193 146V147H194ZM241 146V145H240ZM246 146V145H245ZM253 146H254V144H253ZM257 145L255 146V148L256 147H258ZM28 147V146H27ZM26 147V148H27ZM111 147V146H110ZM171 147H173V146H171ZM170 147V148H171ZM220 147H223L224 148V150L223 149H220ZM250 147H252V145L250 146ZM25 148V147H24ZM79 148H81V147H79ZM112 148H114V147H112ZM157 148V147H156ZM156 148H154V149H156ZM169 148V149H170ZM179 148H181V147H179ZM182 148H184V146L182 147ZM181 148V149H182ZM187 148V147H186ZM188 148H190V147H188ZM241 148V147H240ZM261 148V149H260ZM19 149V148H18ZM23 149V148H22ZM56 148H54V150H55ZM102 149V148H101ZM105 149V148H104ZM161 149H163L162 147H161ZM160 149V150H161ZM165 149V148H164ZM164 149H163V151H164ZM199 150V152L201 153V154H203V150ZM208 149V150H209ZM226 149V150H225ZM249 149V148H248ZM252 149V148H251ZM250 149V150H251ZM257 149H259V151L257 152L258 154L257 155H259V153L262 155H259L261 158H258V159H256V160H254V161H256V162H260V163H262V164H264V145H261L260 147H258ZM29 150H31V149H29ZM28 150V148H27V150L26 149H24V151H29ZM61 151H63L62 149H60ZM74 150H76V151H74ZM85 150V149H84ZM158 150H159V148H158ZM158 150H156V151H158ZM159 150V153L162 151H160ZM167 150H168V148H167ZM178 150V149H177ZM191 150H192V148H191ZM190 150V151H191ZM242 150H244V149H242ZM246 150V149H245ZM250 150H248V151H250ZM253 150H254V147H253ZM256 150V149H255ZM20 151H21V149H20ZM33 151V152H32ZM56 151V150H55ZM55 151H53L55 154H57V151L55 152ZM60 151V153H62ZM81 155L84 153L83 152V149H81ZM89 150H87V152H88ZM116 151V150H115ZM180 151V150H179ZM185 151V150H184ZM183 151V152H184ZM188 151V150H187ZM187 151H185V153L187 152ZM193 151V150H192ZM10 152V151H9ZM19 152V151H18ZM30 152V151H29ZM31 152H32V154H34V153H36L35 152V149H33V150H31ZM30 152V153H31ZM64 152V151H63ZM78 152V151H77ZM111 152V151H110ZM165 152H166V150H165ZM174 152V151H173ZM182 152V151H181ZM195 152V151H194ZM197 152V151H196ZM206 152H207V150H206ZM240 152V153H239ZM238 153L239 154H241V151H239ZM7 153H8V151H7ZM16 153V152H15ZM49 153V152H48ZM67 153V152H66ZM79 153H80V151H79ZM79 153L77 154V155H79ZM113 153V152H112ZM161 153H163V152H161ZM176 153V152H175ZM191 152H189V154H190ZM209 153V152H208ZM207 153V154H208ZM247 153V154H246ZM11 154V153H10ZM68 154V156L66 155V157L68 158V159H70V160H72L71 158H69L70 156H74L75 154H72V155H70L69 156V152L67 153ZM106 155H107V153H105ZM116 154V153H115ZM114 154V155H115ZM187 154H188V152H187ZM206 154V153H205ZM219 154V153H218ZM247 155L246 157V159H248V157L249 156H251L250 158L252 159V158H254L255 157V155H254V157H252V155L253 154H251V155H249L250 154V152L248 153L247 151L246 152H242V155ZM256 154V153H255ZM58 156L56 157V156H54V158L56 157V161H58V162H56V164H57V166H58V168L60 169L61 167H60V164H70L71 166L73 165V164H71L69 161H67L66 162V159H65V155H64V157H63V153H62V155L61 156H59V153L57 154ZM77 155H75V156H77ZM81 155H79L80 156V159H79V157H78V159L77 160H81L80 162H78V164L77 165H79V168H80V166L84 163V160H83V158L82 157H84V155L83 156H81ZM91 155V154H90ZM111 154H109L108 156L109 157H112V156H110ZM146 155H148V154H146ZM161 155V154H160ZM163 155H165V154H163ZM241 155V156H242ZM256 155V157H258ZM19 156V155H18ZM32 156V155H31ZM72 156V157H73ZM116 156V155H115ZM115 156H113L114 158H115ZM195 156V155H194ZM227 156H228V154H227ZM239 156V155H238ZM240 156V157H241ZM107 157V156H106ZM142 157V156H141ZM218 157V156H217ZM244 157V156H243ZM255 157V158H256ZM34 158V157H33ZM51 159H52V157H50ZM53 158V159H54ZM77 158V157H76ZM82 158V159H81ZM89 158V159H90ZM104 158V157H103ZM117 158V157H116ZM116 158H115V160H116ZM142 158H145V156L144 157H142ZM164 157H162V158H159V159H153L152 157H150V156H147L144 160H145V162H143V160L141 161V160H139V159H141V158H139L138 160H139V162H143V166H142V163H141V165L140 166H142L143 167V169L142 170H144V168H145V166H146V172L148 173V178H149V175L151 176V174H153L154 172H155V170L158 168V167H161L160 165H163V167H164V165L166 164V167L169 165L170 166V164H169V162H168V165H167V160H168V158H167V160H165V159H163ZM166 158V157H165ZM201 158H203V157H201ZM201 158H199V159H201ZM206 158V157H205ZM204 158V159H205ZM213 158H215V157H213ZM221 158V157H220ZM226 158H228V157H226ZM254 158V159H255ZM52 159V160H53ZM67 159V160H68ZM84 159H86V152H85V158ZM96 159H98V158H96ZM119 158H117V160H118ZM208 159V158H207ZM212 159V158H211ZM217 159V158H216ZM224 159V158H223ZM245 159V160H246ZM76 160V159H75ZM82 160H83V163H82ZM92 160H90V161H92ZM101 160H102V158H101ZM98 160L99 162H102V161H104L105 163H106V165H107V167H109L108 169H112L113 167L112 166H114V169H115V165H114V163H116V161L114 162V163H112V165H108L109 164V162H106V158H105V160ZM111 160V158L109 159V161ZM113 160V159H112ZM227 160V159H226ZM244 160V161H245ZM259 160V161H258ZM261 160V161H260ZM47 161V160H46ZM66 163H65V162ZM73 161H74V159H73ZM73 161H71V162H73ZM97 161V163L99 164V162ZM114 161V160H113ZM119 161V160H118ZM136 161H137V159H136ZM170 161V160H169ZM209 161V160H208ZM219 161V160H218ZM237 161V160H236ZM251 161H253V159L251 160ZM45 162V161H44ZM64 162V163H63ZM111 162V161H110ZM171 162V161H170ZM242 162V161H241ZM47 163V162H46ZM59 163V164H58ZM75 164L74 165H76V163H77V161H75L74 162ZM80 163H82V164H80ZM85 163H87V162H85ZM94 161H92V163L90 164L91 165V168L94 166ZM95 163H96V160H95ZM108 163V164H107ZM144 163H145V165H144ZM102 164H104L103 162H102ZM102 164H99V167H98V165L96 166V167H98V170H101L100 168V166L102 165ZM119 164V162H117V165ZM250 164V163H249ZM64 165H62V167L64 166ZM68 166V165H65V169L67 168L66 166H68V167H70L69 168V170L71 169V166ZM86 165V164H85ZM89 165V166H90ZM106 165H104V166H106ZM116 165V166H117ZM171 165H173V164H171ZM259 165V164H258ZM87 166V165H86ZM110 166L112 167V168H110ZM168 166V167H169ZM244 166H245V164H244ZM252 166H253V164H252ZM261 166V165H260ZM30 167V166H29ZM82 167V166H81ZM136 167H138V165H136ZM75 168V170H76V167L75 166H73V168L71 169V171L73 170ZM94 169H95V167H93ZM92 168V169H93ZM102 168H104V167H102ZM31 169V168H30ZM58 169V170H59ZM64 169V167H63V169H60V171H63V170H65ZM78 169V168H77ZM81 169V168H80ZM87 169H88V166H87ZM91 169V170H92ZM107 169V170H108ZM113 169V170H114ZM117 169V168H116ZM133 169V168H132ZM134 169H135V167H134ZM141 169H136V170H134L136 173L138 172V174H141ZM164 169V168H163ZM162 169V170H163ZM166 169V168H165ZM171 168H169L168 170H170ZM185 169V168H184ZM205 169V168H204ZM260 169V168H259ZM68 170V171H69ZM82 170V169H81ZM89 170V169H88ZM97 170V169H96ZM96 170H94V177H92L93 178V180L95 179V177L98 175V177H99V174H95L96 173ZM97 170V171H98ZM106 169L104 168V171H105ZM106 170V171H107ZM113 170H110V171H113ZM120 170V169H119ZM137 170H139V171H137ZM161 170V171H162ZM172 170H173V168H172ZM183 170V169H182ZM67 171V170H66ZM71 171H70V173H71ZM74 171V170H73ZM109 170L107 171V172H109V173H111ZM131 170H129V172H130ZM145 171V170H144ZM156 171H160V170H156ZM173 171H175V168H174V170ZM83 172V171H82ZM86 172H87V170H86ZM86 172H85V174H86ZM90 172H91V175L93 174L92 172L93 171H90L89 170V174L88 175H90ZM126 172V171H125ZM129 172H128V174H129ZM132 172V171H131ZM131 172H130V174H131ZM135 172H133L131 175L132 176H134V174H135ZM172 172V171H171ZM69 173V172H68ZM76 173H78L79 175H82L81 174V171L80 172H76ZM114 173L116 174V172L114 171ZM118 173V172H117ZM122 173H124V172H122ZM156 173V172H155ZM173 173V172H172ZM172 173H169L170 175L172 174ZM178 173H179V171H178ZM178 173H177V176H178ZM203 173V172H202ZM74 174V173H73ZM113 174V173H112ZM129 174V175H130ZM137 174V175H138ZM162 174V173H161ZM160 174V175H161ZM174 174V173H173ZM175 174H176V171H175ZM183 174V173H182ZM75 175V174H74ZM87 175V176H88ZM91 175H90V177L89 178H91ZM125 175V174H124ZM126 175H127V173H126ZM128 175V176H129ZM142 176H143V174H141ZM145 175V174H144ZM167 177H166V176ZM165 175H164V177H166L167 178V180H168V178H170L171 176L170 175H167L166 174V172H165ZM86 176V175H85ZM93 176V175H92ZM104 176V175H103ZM102 176V177H103ZM108 176V175H107ZM128 176H125V177H127L128 178ZM147 176H146V178H147ZM156 176V175H155ZM155 176H154V178H155ZM157 176H159V175H157ZM156 176V177H157ZM168 176H170V177H168ZM176 176V177H177ZM180 176H182V175H180ZM39 177V176H38ZM78 177V176H77ZM88 177H82L83 179V181H84V179H88V180H90ZM105 177V176H104ZM131 177V176H130ZM145 177V176H144ZM160 178L159 179H161L162 177H163V175L162 176H159ZM188 177V176H187ZM198 177V176H197ZM206 177V176H205ZM25 178H26V176H25ZM132 178V177H131ZM151 178H153L152 176H151ZM180 178V177H179ZM182 178V177H181ZM244 178V177H243ZM140 179V178H139ZM144 179V178H143ZM158 179V180H159ZM164 179V181H165V178H162V180ZM172 179H173V177H172ZM80 180H81V178H80ZM95 180H98V179H95ZM134 180V179H133ZM162 180H160V182L162 181ZM166 180V182H169V181H167ZM170 180V179H169ZM179 179H175V181H178ZM181 180V179H180ZM188 180V179H187ZM194 180V179H193ZM239 180H241V179H239ZM38 181H40V180H38ZM43 181V180H42ZM48 181V180H47ZM47 181H46V183H47ZM91 181V180H90ZM90 181H88V183L90 182ZM104 181V180H103ZM146 181V180H145ZM171 181V180H170ZM192 181V180H191ZM197 181V180H196ZM212 181V180H211ZM41 182V181H40ZM40 182H37V183H40ZM45 182V181H44ZM44 182H43V184H44ZM91 182H93V181H91ZM96 182V181H95ZM139 182V181H138ZM179 183H181V181H178ZM178 182H175V183H178ZM187 182V181H186ZM45 183V184H46ZM49 183V182H48ZM48 183H47V185H48ZM83 183V182H82ZM133 183H134V181H133ZM132 183V184H133ZM154 183V182H153ZM156 183V182H155ZM174 183V182H173ZM190 183V182H189ZM196 183V182H195ZM201 183V182H200ZM36 184V183H35ZM43 184H41L42 186H43ZM49 184H52V183H49ZM90 184V183H89ZM114 184V183H113ZM136 184V183H135ZM141 184V183H140ZM152 184V183H151ZM160 185H161V183H159ZM166 184V183H165ZM198 184V183H197ZM228 184V183H227ZM243 184V183H242ZM40 185V184H39ZM91 185V184H90ZM93 185V184H92ZM167 185V184H166ZM173 185H175V184H173ZM177 185H179V184H177ZM188 185V183L186 184V186ZM194 185V184H193ZM201 186H202V184H200ZM50 186V185H49ZM88 186V185H87ZM135 186V185H134ZM141 186V185H140ZM164 186V185H163ZM170 186V185H169ZM172 186V185H171ZM197 186V185H196ZM200 186V187H201ZM216 186V185H215ZM58 187H60L59 185H58ZM92 187V186H91ZM110 187V186H109ZM137 187V186H136ZM144 187V186H143ZM168 187V186H167ZM179 187V186H178ZM177 187V188H178ZM189 187V186H188ZM187 187V188H188ZM199 187V188H200ZM204 187V186H203ZM203 187H201V188H203ZM241 189H242V187H240ZM113 189V188H112ZM111 189V190H112ZM133 189V188H132ZM144 189V188H143ZM153 189V188H152ZM156 189V188H155ZM154 189V190H155ZM226 189H227V187H226ZM232 189V188H231ZM240 189V190H241ZM134 190V189H133ZM156 190H158V189H156ZM170 190V189H169ZM176 190V189H175ZM178 190V189H177ZM197 190V189H196ZM201 190H203V189H201ZM207 190V189H206ZM219 190V189H218ZM251 190V189H250ZM257 190V189H256ZM2 191H3V189H2ZM172 191V190H171ZM170 191V192H171ZM188 191V190H187ZM228 191V190H227ZM243 191H245V190H243ZM259 191V190H258ZM257 191V192H258ZM4 192V191H3ZM9 192V191H8ZM8 192L6 193V191L4 192V194L6 193L7 195H8ZM144 192V191H143ZM157 192V191H156ZM162 192V191H161ZM176 192V191H175ZM178 192V191H177ZM206 192V191H205ZM204 192V193H205ZM217 192V191H216ZM224 192V191H223ZM229 192H230V186H229ZM229 192H228V194H229ZM232 192V191H231ZM120 193V192H119ZM132 193V192H131ZM138 193V192H137ZM155 193V192H154ZM184 193V192H183ZM192 193V192H191ZM200 193H201V191H200ZM214 193V192H213ZM219 193V192H218ZM222 193V192H221ZM239 193H240V191H239ZM242 193V192H241ZM245 193V192H244ZM247 193V192H246ZM3 194V193H2ZM4 194H3V196L2 195H0V197L2 196V197H5L4 196ZM66 194V193H65ZM112 194V193H111ZM110 194V195H111ZM127 194H129L128 192H127ZM126 194V195H127ZM153 194V193H152ZM166 194V193H165ZM168 194V193H167ZM180 194V193H179ZM188 194H190V193H188ZM233 194V193H232ZM243 194V193H242ZM63 195V194H62ZM123 195V194H122ZM172 195H174V194H172ZM195 195V194H194ZM222 195H223V193H222ZM240 195V194H239ZM243 195H245V194H243ZM262 195V194H261ZM115 196V195H114ZM129 196V195H128ZM144 196V195H143ZM146 196V195H145ZM166 196V195H165ZM179 196V195H178ZM183 196V195H182ZM193 196V195H192ZM208 196V195H207ZM213 196V195H212ZM224 196V195H223ZM248 196V195H247ZM62 197V196H61ZM132 197H133V195H132ZM139 197V196H138ZM191 197V196H190ZM195 197V196H194ZM199 197V196H198ZM210 197H211V195H210ZM240 197H242V196H240ZM8 198V197H7ZM7 198H5L6 200H7ZM11 198V197H10ZM10 198H9V200L8 201H6V202H10ZM141 198V197H140ZM169 198V197H168ZM183 198V197H182ZM189 198V197H188ZM201 198V197H200ZM212 198V197H211ZM227 198V197H226ZM229 198V197H228ZM236 198V197H235ZM234 198V199H235ZM2 199H4V198H1V200ZM40 199V198H39ZM112 199V198H111ZM149 199V198H148ZM161 199V198H160ZM178 199H180V198H178ZM184 199H185V197H184ZM192 199V198H191ZM203 199V198H202ZM206 199V198H205ZM230 199V198H229ZM257 199V198H256ZM15 200H17V199H15ZM41 200H43V201H41V202H44V199H42V197H41ZM145 200V199H144ZM171 200V199H170ZM175 200V199H174ZM211 200V199H210ZM244 200V199H243ZM252 200V199H251ZM261 200V199H260ZM5 201V200H4ZM12 201V200H11ZM13 201H14V199H13ZM47 201V200H46ZM143 201V200H142ZM160 201V200H159ZM172 201V200H171ZM188 201V200H187ZM196 200L194 199V202H195ZM212 201V200H211ZM210 201V202H211ZM215 201V200H214ZM218 201V200H217ZM225 201H226V199H225ZM1 202H3V201H1ZM15 202H17V201H15ZM148 202V201H147ZM181 202V201H180ZM192 202V201H191ZM12 203L13 202H11V203H9V205L10 206H13L14 205V203H13V205H12ZM34 203V202H33ZM140 203V202H139ZM143 203V202H142ZM153 203V202H152ZM176 203V202H175ZM174 203V204H175ZM182 203V202H181ZM188 203V202H187ZM4 204V205H3ZM2 205L3 206H1V207H4L5 205H8V204H6L5 202L3 203ZM145 204V203H144ZM161 204V203H160ZM159 204V205H160ZM168 204H170V203H168ZM190 204V203H189ZM188 204V205H189ZM230 204V203H229ZM228 204V205H229ZM257 204V203H256ZM259 204V203H258ZM1 205V204H0ZM41 205V204H40ZM53 205H54V203H53ZM154 205V204H153ZM172 205V204H171ZM170 205V206H171ZM219 205V204H218ZM237 205H238V203H237ZM34 206V210H36L35 208H38V207H35V205H33ZM43 206V205H42ZM221 206H223V205H221ZM242 206V205H241ZM0 207V208H1ZM138 207V206H137ZM166 207V206H165ZM218 207V206H217ZM228 207V206H227ZM251 207V206H250ZM4 208H6V206L4 207ZM8 208H11V207H9L8 206ZM7 208V210H9ZM17 208V207H16ZM18 208H20V207H18ZM42 208V207H41ZM60 208V207H59ZM63 208V207H62ZM190 208V207H189ZM237 208V207H236ZM3 209V208H2ZM2 209H0V264H199V263H201V262H203V263H201V264H264V237L262 236V237H257V238H255V240H254V237L253 238H250V236L252 235V233L250 234V236H247V235H245V233H243V232H246L247 234H248V232L247 231H245L244 229H242V230H244V231H242V230H240V229H238V228H240V227H238V224H237V226H236V228L235 227H233L234 229L232 230V229H230V230H228L229 229V227H231V226H229L228 228L226 227V228H224V227H220V226H222L221 224H220V226H212V225H210L209 223H210V221L212 220V219H210V221H208V224L207 225H202V223L203 222H205L206 220H208L209 218H205L206 220H204L200 225H199V222H201V221H199L198 222V225L196 224V225H193L192 223H190L189 222V226L188 225H186V227H184L183 228V226L181 225V223L179 224L178 223V221H177V227L176 226H174V227H176L177 228V230H175V228H173V226L171 225L170 226V224H172V223H170V224H168V223H166V222H168V221H165V222H163L164 221V219H163V221H161L160 219H162L161 218V214H159V212H157V214L159 215V216H155L156 218H154L153 220H152V228L150 227V229H149V227H148V229H149V231H150V235H147V227H145V229L143 230V235L144 236H146V238H147V236H149L150 237V239L152 240V238H155V237H157L158 235H160L161 236V234H164V235H162V237L161 238H163V236H164V238L165 239H163V240H165L164 242H165V244L161 247L160 246V248H154V247H152V245H151V247H144L143 249L142 248H140L141 250H140V252H139V254L136 256V254H135V252L133 251V254H135V255H129L131 252L129 251L128 253H126V252H122V251H119V247H117L118 249H116V247L115 248H113V245H112V248L110 249V246H111V244L112 243H110V246H108V245H106V246H108L109 247V249H102V248H100V247H98L99 245H100V243H99V245H98V243H97V247H96V243L94 244V243H92L93 244V248H89V250L88 249H86V248H84L83 246V248L84 249H86V250H83V249H80V248H78V246H76L75 245V241H73V243H72V241H71V243L73 244H71V246L70 245H67L66 243H65V236L59 231V233L58 232H56V231H51V232H49L46 228H49V224L48 223H46V226H48V227H46V228H43V227H41V223L39 224V225H37V224H34L33 223V225L32 226H28L27 224H26V221H25V223L22 221L21 222V220H23L24 218H26L27 216H30V215H28L29 214V212H25V214L27 215V216H25L24 218H22L21 217V215L19 216V215H17L14 211V208L12 207V210L13 211H11V209H10V211H6L5 212V210L6 209H4V213H2L1 214V211H2ZM31 209V208H30ZM50 209V208H49ZM137 209V208H136ZM141 209V208H140ZM182 209H183V207H182ZM232 209V208H231ZM19 210V209H18ZM18 210H16V211H18ZM28 210V209H27ZM55 210V209H54ZM151 210V209H150ZM246 210V209H245ZM249 210V209H248ZM23 211H25V209L23 210V208H22V211L20 212V214L23 212ZM28 211H30V210H28ZM60 211V210H59ZM97 211V210H96ZM133 211V210H132ZM171 211V210H170ZM178 211H179V209H178ZM182 211V210H181ZM186 211H187V209H186ZM206 211V210H205ZM216 211V210H215ZM227 211V210H226ZM254 211V210H253ZM37 211H34V214L36 213ZM166 212V211H165ZM184 212V211H183ZM217 212H218V210H217ZM221 212V211H220ZM223 212V211H222ZM221 212V213H222ZM245 212V211H244ZM24 213V212H23ZM31 213V212H30ZM38 213V212H37ZM59 213V212H58ZM152 213V212H151ZM178 213V212H177ZM176 213V214H177ZM225 213V212H224ZM226 213H228V212H226ZM25 214H23V215H25ZM39 214V213H38ZM40 214H42L43 215V212L42 213H40ZM45 214V218H46V216H47V213H44ZM156 214V213H155ZM166 214V213H165ZM170 214V213H169ZM199 214V213H198ZM207 214V213H206ZM232 214V213H231ZM246 214V213H245ZM56 215H58V214H56ZM88 215V214H87ZM178 215V214H177ZM204 215V214H203ZM212 215V214H211ZM222 215H224V214H222ZM236 214H234V216H235ZM38 216V215H37ZM181 216V215H180ZM195 216V215H194ZM207 216V215H206ZM233 216V215H232ZM244 216V215H243ZM48 217L49 216H47V219H48ZM54 217V215L51 217V218H53ZM89 217V216H88ZM153 217H154V214H153ZM157 217H159V218H157ZM162 217H163V215H162ZM165 217V216H164ZM166 217H167V215H166ZM238 217V216H237ZM263 217V216H262ZM30 218H33V215L31 216V217H28V218H26V219H30ZM36 218V217H35ZM38 218V217H37ZM40 219H41V216L39 217ZM50 218V217H49ZM92 218V217H91ZM95 218V217H94ZM175 218V217H174ZM173 218V219H174ZM211 218V217H210ZM226 218V217H225ZM256 218V217H255ZM93 219V218H92ZM166 219H168V218H166ZM173 219L171 220V218H170V220L171 221H173ZM201 219V218H200ZM34 219H30V221H32V222H34L33 221ZM39 220V219H38ZM42 220H44V217H43V219ZM149 220H150V218H149ZM150 220V221H151ZM230 220V219H229ZM239 220V219H238ZM45 221H46V219H45ZM44 221V222H45ZM98 221V220H97ZM171 221H169V222H171ZM175 221V220H174ZM188 221V220H187ZM194 221V220H193ZM215 221V220H214ZM223 221V220H222ZM226 221V220H225ZM245 221V220H244ZM28 222V221H27ZM40 222V220L38 221V222H36L35 221V223H39ZM43 222V221H42ZM43 222V223H44ZM54 222V221H53ZM53 222H52V224H53ZM120 222V221H119ZM136 222V221H135ZM181 222V221H180ZM194 222H196V221H194ZM212 222H213V220H212ZM215 222H217V221H215ZM43 223H42V225H43ZM205 223H207V222H205ZM214 223V222H213ZM213 223H211V224H213ZM218 223V222H217ZM216 223V224H217ZM253 223V222H252ZM30 224V223H29ZM45 224V223H44ZM60 224V223H59ZM127 224H129V223H127ZM135 224V223H134ZM174 224V223H173ZM176 224V223H175ZM188 224V223H187ZM191 224V225H190ZM215 224V225H216ZM225 224H227V223H225ZM225 224H223V226L225 225ZM232 224V223H231ZM244 224V223H243ZM57 225V224H56ZM121 225V224H120ZM130 225V224H129ZM143 225V224H142ZM145 225V224H144ZM214 225V224H213ZM218 225H219V223H218ZM246 225V224H245ZM50 226H51V224H50ZM69 226V225H68ZM71 226V225H70ZM69 226V227H70ZM76 226V225H75ZM95 226V225H94ZM244 226V225H243ZM247 226V225H246ZM51 227H55V226H51ZM51 227H50V230H51ZM58 227V226H57ZM62 227V226H61ZM107 227H109V226H107ZM106 227V228H107ZM131 227H133L134 228V226H131ZM130 227V228H131ZM138 227V226H137ZM238 227V228H237ZM245 227V226H244ZM56 228V227H55ZM72 228V227H71ZM71 228H69V229H71ZM118 228H119V226H118ZM128 228V227H127ZM127 228H126V230L125 231H127ZM130 228H128V230H130ZM142 229H143V227H141ZM243 228V227H242ZM264 228V227H263ZM59 230H60V228H58ZM61 229H63V228H61ZM69 229H67V230H69ZM79 229V228H78ZM77 229V230H78ZM111 229V228H110ZM71 230H74V229H71ZM92 230V229H91ZM96 230V229H95ZM65 231V230H64ZM75 231V230H74ZM97 231H99L98 230V228H97ZM103 231V230H102ZM115 231V230H114ZM134 231V230H133ZM149 231H148V233H149ZM70 232V231H69ZM72 232V231H71ZM95 232V231H94ZM100 232V231H99ZM131 232H132V230H131ZM141 232V231H140ZM78 233V232H77ZM89 233V232H88ZM93 233V232H92ZM91 233V234H92ZM109 233V232H108ZM116 233V232H115ZM127 233H129V232H127ZM67 234V233H66ZM71 234V233H70ZM76 234V233H75ZM75 234H72L74 237L76 236ZM94 234V233H93ZM98 235L100 234V233H97ZM97 234H96V236H97ZM114 234V233H113ZM120 234V233H119ZM124 234V233H123ZM126 234V233H125ZM131 234V233H130ZM258 234V233H257ZM259 234H262V233H259ZM78 235V234H77ZM102 235H103V233H102ZM106 235V234H105ZM127 235V234H126ZM139 235V234H138ZM143 235H141V236H143ZM255 235V234H254ZM253 235V236H254ZM263 235V234H262ZM79 236H81V234L79 235ZM83 236V235H82ZM99 236H101V235H99ZM99 236L98 237H96L97 239H99ZM112 235H109V237L110 238H112L111 237ZM129 236V235H128ZM144 236L142 237V239L144 238ZM84 237H86L85 235H84ZM92 237V236H91ZM101 237H103V236H101ZM109 237H103L104 239L106 238V241H107V239H109ZM116 237V236H115ZM256 237V236H255ZM69 238V237H68ZM71 238L72 237H70L69 239L71 240ZM83 238V237H82ZM92 238H94L95 239V237H92ZM126 238V237H125ZM132 238H133V236H132ZM141 238V237H140ZM68 239V240H69ZM76 238H74V240H75ZM87 239V238H86ZM94 239H90V241H94ZM96 239V242H98L99 240H97ZM115 239L116 238H114V239H112L114 242H116L115 241ZM120 239V238H119ZM135 239V238H134ZM148 239V238H147ZM68 240H66V241H68ZM72 240H73V238H72ZM103 240V239H102ZM111 240V239H110ZM149 240V239H148ZM162 240V239H161ZM78 241H79V238H78ZM78 241L76 240V242L78 243ZM83 242H84V240H82ZM88 241V240H87ZM105 241V240H104ZM144 241H147V240H145L144 239ZM150 241V240H149ZM149 241L147 242V243H149ZM79 242H81V240L79 241ZM85 242H86V240H85ZM89 242V241H88ZM87 242V243H88ZM100 242V241H99ZM113 242V243H114ZM128 242V241H127ZM134 242V241H133ZM163 242V243H164ZM82 243V242H81ZM86 243V244H87ZM101 243H103L104 244V242H102L101 241ZM108 243V242H107ZM118 243H121V242H118ZM118 243H116V244H118ZM139 243H141V242H139ZM142 243H143V240H142ZM69 244H70V242H69ZM85 244V243H84ZM89 244V243H88ZM103 244L102 245H100V246H103ZM106 244V243H105ZM109 244V243H108ZM123 244V243H122ZM125 244V243H124ZM123 244V245H124ZM129 244V243H128ZM127 243L124 245V246H127L128 245ZM144 244V243H143ZM162 244V243H161ZM78 245V244H77ZM80 245V244H79ZM82 245V244H81ZM91 245V243L89 244V246ZM147 245V244H146ZM156 245V244H155ZM105 246V245H104ZM105 246V247H106ZM117 246V245H116ZM118 246H120V244H118ZM130 246V245H129ZM132 246H134V245H132ZM136 246V245H135ZM138 246V245H137ZM141 247H143L142 245H140ZM149 246V245H148ZM105 247H103V248H105ZM158 247V246H157ZM121 248H122V246H121ZM124 248V247H123ZM123 248H122V250H123ZM126 248V247H125ZM130 248V247H129ZM132 249H136L135 247H131ZM128 249V248H127ZM138 249V248H137ZM121 250V249H120ZM128 251V250H127ZM137 251V250H136ZM198 261H200V262H198Z\"/></svg>",
	"mask_w": 264,
	"mask_h": 264
}]
</instances>
